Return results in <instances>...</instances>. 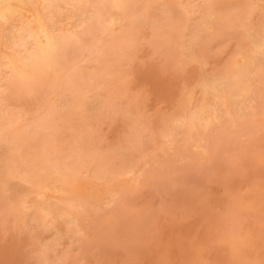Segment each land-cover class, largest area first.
<instances>
[{"label": "rangeland", "instance_id": "1", "mask_svg": "<svg viewBox=\"0 0 264 264\" xmlns=\"http://www.w3.org/2000/svg\"><path fill=\"white\" fill-rule=\"evenodd\" d=\"M21 1L22 2L24 1V2L21 3ZM85 1H86V3H85ZM111 1H112V3H110ZM163 1L165 3H163ZM168 1L169 0H167V1L166 0H158V2L156 0H153V1L152 0H118V2H119L118 3V2H116V0H103V1L102 0H82V1L81 0H60V1L56 0L55 3H53L49 6H47V4H44L40 8V10L37 11L34 8L35 6L33 3V0H12L13 3L28 5L27 7H30V9H31L30 11H32L33 13L27 12V14H26L27 17H26L22 12L18 15L16 14V16L13 20L11 19L10 21H7L8 23L7 22L2 23V24L0 23V25H1L0 35L3 33L1 35L2 39L0 38V40H1L0 45H2V44L6 45V46L5 45L0 46V48L2 47L0 50V56H1L0 58L2 59V60L0 59V81H1V83H0V86H1L0 87V176H1L0 177V211H1L0 212L1 213L0 214V264H54V263H56V261L58 262L56 264H62V262H63V264H264V108H263L264 107V87H263L264 84H262V82H263L262 80H264V74H263V71H264L263 70L264 69V67H263L264 66V32H263L264 31L263 30L264 21L263 20H264V18H262L263 15H261V14H264V12H263V10H264V2L263 1L264 0H248V1H250L251 4L248 1H246L247 2V4H246V2L244 0L245 5H246L245 7H244V5L242 6V4H244V2L242 3L243 0H239L241 2H237L238 0H230V1H228V0H217L216 1L215 0L216 3L220 2L218 4L221 7H219V5L214 2V0H209L210 2L208 0H171V1H169V3H168ZM172 1H174V2H172ZM206 1H208V2H206ZM9 2H10V0H9ZM135 2H136V4H135ZM233 2H236V3H234L235 6L233 5ZM59 3H61V4H59ZM146 3H148V4L146 5ZM185 3H187V4H185ZM209 3H210V5H209ZM178 4L181 5V7H178L179 6ZM201 4H203V5H201ZM157 5H158V7H157ZM171 5H172V7H171ZM216 5H218V7ZM238 5H240V6H238ZM251 5H252L254 11L252 10ZM73 6L76 9H74ZM147 6L148 7L150 6V7L147 8ZM183 6H185V7H183ZM200 6H201V8H200ZM228 6H230V8ZM233 6H234V8H233ZM161 7H163V8H161ZM190 7L193 8V10ZM236 7H237V10H236ZM258 7H259V9H258ZM42 8H43V10H42ZM222 8H223V10H221ZM225 8L227 9V11ZM243 8L250 9L249 11L252 14L249 15L248 13H250V12L246 11L247 9H244V12H243ZM130 9H131V11H130ZM194 9L196 12L198 11V13H195ZM204 9L206 10V12H204L205 11ZM216 9H217V13H216ZM233 9H234V11H233ZM61 10H62V12H61ZM151 10H153V11H151ZM177 10H178V12H177ZM180 10L183 12V15L181 16L183 19H184V16L189 17V18H185L186 20H181L182 18L179 15ZM235 10H236V12H235ZM161 11H162V13H161ZM223 11L225 12L224 14L221 13ZM39 12L41 13V15ZM68 12L69 13L71 12V13L69 14ZM74 12H75V14L77 13L76 14L77 16L74 14ZM87 12H88V15H86ZM95 12H97V13H95ZM139 12L142 14H140ZM158 12H160V13H158ZM163 12L166 14H164ZM186 13H187V15H186ZM226 13L227 14L229 13V14L227 15ZM58 14H59V16H58ZM71 14H72V16H71ZM79 14H80V16H79ZM97 14H99L98 17H96ZM158 14L161 17L164 16V18H161ZM202 14L204 15L203 17L201 16ZM245 14H246V16H245ZM231 15L232 16L235 15V16L231 17ZM257 15H259V16H257ZM45 16L48 18H46ZM155 16H156V18H155ZM157 16L159 18H157ZM238 16H239V18H238ZM59 17H60V19H59ZM64 17L65 18L68 17V18L65 19ZM78 17H80L79 21L76 20V19H78ZM258 17L260 18V20L261 19H263V20L260 21ZM35 18L37 20L41 21L40 23L42 25L44 24L43 25L44 29L47 26L48 30H46L47 28L45 29L47 35H49L51 37L53 35L52 38L55 41V48H54L53 56L51 58H48L45 60H40L39 56H38L39 55V48L41 46L40 44L46 43L45 34L44 33L39 34L40 37L38 36L39 38H37V39L36 38L34 39V37H32L30 35L33 26L35 24H37V22H38ZM72 18H74V19H72ZM125 18H126V20H125ZM148 18H150V19H148ZM216 18H217V20H215ZM223 18H226L225 23H223V21H222ZM241 18H242V20H241ZM52 19H54L55 21L53 22ZM132 19L134 21H132ZM218 19H219V21H218ZM24 20H25V22H24ZM192 20H193V23H192ZM213 20H215L216 25L218 27L214 24ZM237 20L238 21L240 20V22H238ZM257 20L260 22H258ZM84 21L85 22L87 21V22L84 23ZM155 21H157V22H155ZM167 21L169 22V24ZM179 21H181V22H179ZM13 22H15V23H13ZM137 22H138V24H137ZM142 22H143V24H142ZM182 22H183V25L181 24ZM199 22H200V24H202V27L199 24ZM210 22H211V24H210ZM226 22L228 24H226ZM231 22H233V23H231ZM71 23H73L74 25ZM108 23H110V24H108ZM205 23H208V24H205ZM9 24H11V25H9ZM25 24H26V28H25ZM141 24H142V26H140ZM184 24H185V26H184ZM225 24L227 25V27ZM233 24H235V25H233ZM236 24H239V25H236ZM258 24L260 25V27ZM16 25H18L19 27ZM163 25H164V27H163ZM189 25H191V26H189ZM199 25H200V27H199ZM257 25H258V27H257ZM5 26L6 27L8 26V28L6 30H5V28H6ZM106 26L108 28H106ZM193 26L196 28L193 29L194 28ZM219 26H221V28H223L224 30L226 29V31H228V32H225L221 28L219 29ZM228 26H229V29H228ZM9 27L11 28V30H8V29H10ZM173 27H175V28H173ZM177 27H178V29L176 30ZM182 27H183V29H181ZM231 27L234 29L231 30L232 29ZM3 28H4V30H3ZM19 28L21 31L19 30ZM24 28H25V30H24ZM131 28L133 30H130ZM164 28L166 30H164ZM197 28H198V30H197ZM259 28H261V29L259 30ZM120 29L122 30V32ZM149 29H150V31H149ZM217 29H219L221 31H219ZM235 29L237 30V34L235 32L236 31ZM18 30H19V32H18ZM97 30H98V32H97ZM214 30H215V32H214ZM222 30L225 32V34L227 33L228 35L227 34L224 35V32H223V36L220 35V34H222L221 33ZM4 31H6V33ZM16 31H17V33H15ZM135 31H136V33H135ZM157 31H160L161 34L162 33L163 34L161 35L160 32H157ZM196 31H197V34H196ZM23 32L25 34H23ZM63 32H64V34H63ZM140 32H143V33H140ZM144 32H145V35H144ZM156 32L158 33V35ZM164 32H166V33H164ZM189 32H190V34H189ZM202 32H204V33H202ZM8 33L12 36H10ZM192 33H193V35H192ZM136 34H138L137 37L135 36ZM141 34H143V35H141ZM166 34H168V35H166ZM249 34H251V35H249ZM5 35L7 38L5 37ZM139 35H140V37H139ZM217 35H218V37H217ZM8 36H9V38H8ZM28 36H30V37H28ZM117 36H118V38H116ZM209 36H211L209 39H205L206 37H209ZM248 36H251V37H248ZM119 37H122V39ZM187 37H189V39ZM194 37H195V40H193ZM196 37L197 38L199 37V39H197ZM213 37L214 38L216 37V41L213 39ZM254 37H256V38H254ZM139 38H141L143 40H141ZM161 38H163V39H161ZM17 39H18V41H17ZM21 39L22 40L25 39V40H23V41H25V43ZM91 39L93 41H91ZM98 39H99V41H98ZM114 39L116 41L113 43ZM127 39H129L130 41ZM148 39L151 40V42L148 41ZM152 39L153 40L156 39L157 42H156V40L153 41ZM164 39H166L170 43ZM239 39H242V40H239ZM94 40H96V41H94ZM107 40H109V41H107ZM124 40L128 41L129 44H128V42L126 43ZM172 40H173V42H172ZM179 40L182 43V44L180 43V45L178 44ZM208 40H210L209 41L210 43L208 42ZM4 41H5V43H4ZM110 41H112V42H110ZM165 41H166V43H165ZM193 41L196 43L195 44L196 48L193 45L194 43L192 44ZM200 41H202L203 43ZM122 42L125 44L124 46H123ZM144 42H146V43H144ZM153 42H154V44H152ZM186 42H187V44L190 43L189 44L190 46L187 45ZM239 42H240V44H239ZM257 42H259V43L257 44ZM12 43H14L13 44L14 46L12 45ZM98 43H100L101 45ZM161 43H162V45H161ZM139 44H140V47H139ZM191 44L193 45L195 50L193 47H191L192 46ZM197 44H198V46H197ZM97 45H99V47H97ZM133 45L134 46L138 45V47H134ZM175 45H177V46H175ZM254 45H255V47H254ZM260 45L262 46L260 48L261 50L258 49V46L260 47ZM63 46H65L64 47L65 49L63 48ZM91 46H93V47H91ZM112 46H114V47H112ZM168 46L171 48L168 49ZM16 47H18V48L16 49ZM87 47H88V49H87ZM90 47L92 48V51H91ZM128 47H129V49H128ZM175 47L176 48L179 47L178 48L179 50H176ZM197 47L199 49H201V52L199 49H197ZM180 48L182 50L184 48L185 49H184V51H182V50H180ZM5 49H7L8 51H10V50L11 51L8 52ZM114 49H116V51ZM137 49H139V50H137ZM164 49L166 51H168V52L165 51L166 54L164 52ZM217 49H219V50H217ZM86 50L89 52H87ZM117 50H119V54L127 55V58L130 60L125 59L126 56H123V55L119 56V54H117L118 53ZM157 50H159V51H157ZM160 50L163 52H160ZM197 50H199V51H197ZM14 51H15V54H14ZM180 51H182L183 53ZM186 51H187V53L189 51V53H190L189 56H187ZM262 51H263V53H262ZM3 52H4V55H3ZM157 52H159V53H157ZM215 52H217V54ZM127 53H129V54H127ZM169 53L171 54L172 58L174 55H175L174 57H176V58L172 59ZM221 53H222V55H219ZM251 53L252 54L254 53V54L252 55ZM5 54H7V55H5ZM177 54H179L180 57L176 56ZM200 54L202 57L200 56ZM162 55H163V58H162ZM165 55H167V56H165ZM213 55H215V56H213ZM254 55L256 57L258 56V58H256ZM62 56H63V58H61ZM85 56H86V58H85ZM169 56H170V58H169ZM236 56H237V58H236ZM116 57H117V59H116ZM120 57H121V59L123 57V59L121 60ZM200 57H201V59H200ZM7 58L12 60L14 62V65H7L5 63V62H7ZM132 58H134V59H132ZM195 58H196V60L198 58V60L196 61ZM213 58H214V61H213ZM222 58H223V60H222ZM95 59H97V60L94 61ZM166 59H167V61H166ZM14 60H16V61H14ZM87 60L89 61V63L87 62ZM120 60H121V63L118 64V62H120ZM124 60H125V63H122V62H124ZM178 60L180 62H178ZM257 60L258 61L260 60V61L258 62ZM128 61L130 62L129 64H128ZM173 61H174V63H173ZM182 61H184V62H182ZM187 62H189V63H187ZM26 63L30 66V68ZM72 63H74V64H72ZM91 63L94 65V67ZM111 63H114V64H112L113 67L110 66ZM225 63H226V68H225ZM239 63H241V64H239ZM250 63L252 64V66ZM191 64H192V66H191ZM228 64L230 65L229 66L230 68L228 67ZM19 65H21V67ZM114 65H115V67H114ZM239 66H240V68H239ZM255 67H256V69H255ZM17 68L19 70H21V72H22V70L23 71L26 70L25 72H27V74L25 72L20 73V71H18ZM121 68H123V69H121ZM115 69H117L118 72H120L119 74L121 76L118 75L120 78L115 76L116 74H118L117 70H115ZM206 69L208 70V72ZM16 70L18 73L16 72ZM218 70H219V72H218ZM6 71H8V72H6ZM112 71L115 73H113ZM127 71H128V73H127ZM232 71H233V73H232ZM240 71H242V72H240ZM222 72H223V74L221 75ZM261 72H262V75H261ZM205 73H206V75H205ZM239 73H241V76L242 75L243 76L241 77ZM96 74L99 76L97 77ZM112 74H114V77H111V76H113ZM249 74H252L251 75L252 77L249 76ZM258 74H260L261 76ZM27 76L29 77V79ZM236 76H237V78H236ZM259 76H260V78H259ZM217 77H218V79H217ZM220 77H222V78H220ZM224 77L225 78L227 77L226 80ZM256 77L259 79L256 80L257 79ZM116 79H117V81H116ZM122 79L123 80L125 79V80L122 82ZM193 79L195 80V82ZM211 80H213L212 81L213 84H211ZM61 81H62V83H61ZM118 81H120V82H118ZM256 81L257 82L261 81V82H258V84H257ZM232 82H235L236 85H235V83H232ZM237 82H239V83H237ZM243 82L246 84L244 85ZM25 83H26V85H25ZM114 83H116V84H114ZM187 83H189V84H187ZM124 84H126V85H124ZM200 84L202 85L201 89L199 86ZM204 84H206L205 86L207 88L206 87L204 88V86H203ZM230 84H233V86ZM121 85H123V86H121ZM209 85H211L212 87H210ZM252 86H254V87L257 86V87H255L257 90L252 89ZM203 88H204V90H203ZM217 88H219V89H217ZM241 88H243V89H241ZM120 89H121V91H120ZM127 89H129V90H127ZM196 89H198V90H196ZM205 89H207V90H205ZM230 89L232 91H229ZM236 89H238V90H236ZM213 90H215V91H213ZM249 90H251L252 93ZM128 91L130 93H128ZM194 91H195V93H194ZM236 91H237V93H236ZM240 91H242V92H240ZM103 92H105V93H103ZM117 92L119 93L118 94L119 96L117 95ZM125 92L127 93L126 94L127 96L125 95ZM209 92H211V93H209ZM218 92H220V93H218ZM243 93L245 94L244 96L242 95ZM259 93H261L262 95ZM55 94H56V96H55ZM136 94L139 95L138 96V98L140 97L139 100L136 99L137 98ZM229 94H230V96H229ZM185 96H186V98H184ZM206 96L207 97L209 96V97L207 98ZM227 96H229V97H227ZM238 96H240V98ZM131 97L132 98L135 97V98L132 100ZM203 97H204V99H203ZM253 97H254V99H253ZM118 98H119V101H120V99H122V100L120 102H118ZM209 98H211L213 101ZM227 98L229 99V101L227 100ZM250 98L253 100L251 101ZM115 100H117V101H115ZM179 100H181V101H179ZM216 100L217 101L219 100V103ZM137 101H138V103L139 102L141 103V101H142L141 104H143V105H141L140 103H139L140 105L138 103L136 104ZM214 101H215V103H214ZM241 101H242V103H241ZM122 102H123V104H122ZM131 102H133V103H131ZM225 102L226 103L229 102V103L226 104ZM97 103H99V104H97ZM125 103L127 104L126 106H125ZM234 103H236V104H234ZM102 104H103V106H102ZM134 104H136V105H134ZM187 105H188V107H187ZM222 105H223L224 111H222L223 110ZM61 106H63V107H61ZM137 106H140L141 109ZM242 106H243V108L245 107V111L242 108ZM251 106H253V109L251 108ZM124 107H127V108L124 109ZM131 107L132 108L134 107L133 111H135V113L130 110ZM135 107L137 109L139 108L138 110H140V111H137V109H135ZM174 107H175V109H171ZM181 107H183V108H181ZM197 107H204L206 110L205 111L206 115H203V117L200 121L199 120H193L194 122H192L190 120V122H189L188 120H189V115H190L191 111H193ZM215 107L216 108L218 107L217 109H219V110H215L216 109ZM86 108L90 109L89 114L87 113L88 109H86ZM143 108H145V109H143ZM210 108H212L213 110H210ZM230 108H231V110H230ZM232 108H234V109H232ZM102 109H103V111H102ZM127 109H128V111H126ZM258 109H260V110H258ZM91 110L92 111L95 110L94 111L95 112L94 117H93L94 112H90ZM118 110H120V111L117 113ZM226 110H227V112H226ZM234 110H236V111H234ZM129 111H131V112H129ZM172 111H174L175 114L177 115V119L180 116L188 118V119L185 118L182 121V124L185 121L184 126H186L187 129L185 127H183V125H182V127L180 128L181 131L179 133H175V135L176 134L179 135V136H176L177 140L174 138L175 135L174 136L172 135L170 138L166 137L165 138L166 140H165L164 139L165 136H163V135L160 136L161 133L159 132L158 129H160V131L163 129V127L165 129H169V130L172 129L170 126H172L174 121L177 120L176 116L174 115V112H172ZM207 111H209V112H207ZM211 111H212V113H211ZM247 111L249 112V114H247L248 113ZM140 112H143V113H140ZM162 112H163V114H160ZM224 112H225V114H224ZM250 112H251V115H250ZM164 113H165V115H164ZM179 113H181V115ZM210 113L212 116L209 115ZM254 113L256 115H260V116L259 117L258 116L253 117L255 115ZM139 114H141V115H139ZM151 114H154V116ZM85 115H86V117H84ZM105 115H107V116H105ZM147 115L149 118H147ZM213 115L215 116L216 119L214 118ZM222 115L223 116L225 115V116L222 117ZM226 115H227V117H226ZM131 116H134V117H131ZM138 116L140 119L138 118ZM163 116L165 118H167V120H165V118ZM220 116L223 118V120H222V118H220ZM232 116H234V117H232ZM235 116H236V118H235ZM150 117L152 118V121H151ZM155 117L156 118L158 117L157 120ZM211 117L213 120L209 121V119H211ZM251 117H253L255 119H253ZM90 118H91V121H90ZM106 118L108 119V121H106L107 120ZM118 118L120 121L118 120ZM145 118L149 121L145 120ZM92 119H94V120H92ZM159 119H160V122H159ZM170 119H171V121H170ZM235 119H237V121ZM77 120H78V122H77ZM84 120H86V121H84ZM114 120L116 121V123ZM126 120L130 121V123H128ZM141 120L142 121L145 120L144 124L142 123ZM154 120L157 121V123ZM242 120H244L245 122ZM88 121H89V126L86 125V123L88 124ZM104 121H106V122H104ZM137 121L138 122L141 121L139 126H138L139 123ZM197 121L202 122L203 124L197 123ZM214 121L217 125L214 123ZM239 121L241 124L239 123ZM94 122H95V124L97 123L96 126H95ZM132 122H133V124L131 125ZM147 122H151L152 124L147 123ZM169 122H171L172 124ZM186 122H188V123L186 124ZM226 122H228V123H226ZM234 122H236V123H234ZM91 123L94 125V127ZM98 123L100 124V126H98L99 125ZM195 123H197V124H195ZM238 123H239V125H238ZM41 124H42V127H41ZM80 124H81V126H80ZM134 124L137 126V130H136V128H135L136 126ZM149 124H150V126H149ZM245 124H247V125H245ZM144 125L145 126L147 125L148 127L145 128ZM155 125H156V129L154 127ZM168 125H170V126H168ZM192 125H194V126H192ZM209 125H211V128L209 127ZM72 126H74V127H72ZM190 126L193 128H191ZM247 126H249V127H247ZM79 127H81L82 131ZM92 127H93V129H92ZM95 127H96V129H95ZM126 127H128V129H126ZM130 127H132V129ZM149 127H151V128H149ZM194 127L196 130L194 129ZM218 127L219 128L221 127L223 129L221 130ZM235 127H236V129H235ZM141 128H142V130H141ZM202 128H203V130H202ZM247 128H249V129H247ZM165 129H163V130H165ZM225 129H227V130L224 131ZM245 129H247V130H245ZM89 130L91 132H89ZM139 130L142 131V133ZM156 130H157V132H156L157 134L154 133ZM198 130L200 131L201 134L198 132ZM212 130L214 132H212ZM53 131H54V133H53ZM83 131L85 132V134ZM124 131L126 133H124ZM145 131H147V132H145ZM206 131H207V133H206ZM233 131H234V133H233ZM77 132L78 133L80 132V133L77 134ZM104 132H105V134H104ZM122 132L124 134H122ZM130 132L132 133V135L130 134ZM158 132H159V134H158ZM69 133H70V135H69ZM99 133H100V136H102L101 138L99 136ZM127 133H129V135ZM133 133L136 135L137 140L140 139V141L136 140V137L134 136ZM230 133H231V138L230 137H229L230 139L226 138L227 136H230V135H228ZM14 134L16 135V137ZM139 134H142V135H139ZM87 135H89V136H87ZM125 135H127V136L125 138H123ZM146 135H148V136H146ZM155 135H157V136L159 135L158 136L159 138L156 137ZM183 135L189 136V138L184 137ZM118 136H119V138L117 139ZM142 136H143V140H142ZM121 137H122V139H121ZM144 137H146V139H144ZM150 137L153 139H151ZM51 138L52 139L55 138V139L52 140ZM104 138H105V140H104ZM162 138H163V140H162ZM182 138H184V139H182ZM185 138H187L188 140ZM203 138L205 140L206 139H208V140L205 141ZM83 139H85V140L83 141ZM128 139H129V142H127ZM150 139L153 140L152 145H150L151 144ZM155 139L157 141H155ZM169 139L170 140L172 139L173 141L172 140L170 141ZM181 139L183 140V142ZM209 139H212V141ZM44 140H46V141H44ZM79 140H80V142H79ZM106 140L108 141L109 144L106 143L107 142ZM119 140L121 142L122 141L124 142V140H125V142H127L130 146H128V144L126 145L125 142H124V144L122 142L123 146H120V148H122V147H124V148H122V149L118 148L119 144L121 143L120 142L117 144V142H119ZM144 140H145V142H144ZM160 140L162 141L161 143L158 142ZM185 140H187V141H185ZM218 140L220 141V144H219ZM113 141H115V142H113ZM165 141H168V142H165ZM194 141H195V144L194 143L191 144V142H194ZM204 141L207 142L208 144L206 143V145H205ZM213 141H216V142L214 144H211V142L213 143ZM40 142L42 144H40ZM85 142H87V143L85 144ZM88 142L94 143V144L89 145ZM134 142H136V143H134ZM143 142H144V144H143ZM169 142H170V144H173V143L174 144L171 146L169 144ZM184 142H186V143L184 144ZM97 143L99 144V146ZM131 143H134V144H131ZM163 143L164 144L167 143V145L166 144L164 145ZM202 143H204V144L202 145ZM49 144H51V145H49ZM69 144L71 145L70 147H69ZM105 144H107V145H105ZM122 144H120V145H122ZM135 144L138 146V148H136L137 146ZM142 144H143V147H139V146H142ZM145 144H147V145H145ZM37 145H39V146H37ZM60 145H62V146H60ZM110 145L113 146L112 149H115L114 150L115 152L112 151L111 148H109V147H111ZM180 145H182V146H180ZM197 145L199 147L201 146V148H199V147L197 148ZM115 146H116V148H115ZM169 146H171V147H169ZM177 146H180V148ZM206 146L212 151L208 150V148ZM49 147H52V148H49ZM103 147L105 149H108V150H105ZM125 147H126V149H125ZM154 147H155V149H154ZM204 147H206V148H204ZM64 148H66V149H64ZM86 148L88 150L90 148L91 149L88 151ZM146 148H147V150H146ZM174 148L176 151L174 150ZM195 148L198 150H196ZM44 149H47V150H44ZM79 149H80V152H79ZM128 149L130 151H128ZM131 149L132 150L134 149L133 152L131 151ZM170 149H172L173 151ZM109 150L112 152L110 153ZM119 150H120V152L118 154H115ZM125 150H127V153ZM167 150H169L168 153H167ZM189 150H190V153L188 152ZM102 151H104L105 153ZM145 151H147V152H145ZM198 151H200V152H198ZM20 152H22V153L20 154ZM34 152L36 153V155ZM75 152L77 154H75ZM128 152L131 153L132 155L129 154ZM153 152H155V154ZM160 152H162V153H160ZM69 153H71V154L73 153V154L72 155L70 154L71 155L70 156ZM96 153H99L100 155L99 154L96 155ZM120 153H122L123 157H120L121 156ZM172 153H173V157L171 155ZM191 153H196L197 155L191 154ZM38 154H40V155H38ZM85 154L86 155L89 154L88 155L89 158ZM101 154H102V156H101ZM106 154H108V155H106ZM149 154H150V156H149ZM184 154H187V156ZM79 155H81L80 158H79ZM36 156H39V157L37 158ZM65 156L66 157L68 156V158L71 160H69L68 158H65ZM84 156H86L87 158H85ZM158 156H159V158H158ZM188 156H189V158H188ZM190 156L193 158H191ZM195 156H197V157H195ZM34 157L36 159L33 160ZM111 157H112V159H111ZM125 157H127V158H125ZM137 157H139L140 159L139 158L137 159ZM160 157L161 158L164 157L165 160L168 157H170V158H168L166 161L162 158L163 159V161H162V159ZM185 157L188 159H186ZM194 157H195V160H194ZM96 158H98V160ZM115 158L117 160H115ZM122 158L126 162H124V160ZM142 158L144 160H142ZM155 158H157V159H155ZM56 159H59V160H56ZM159 159H160V162H159ZM206 159H207V161H206ZM79 160H80V162H79ZM133 160L137 161L138 164ZM53 161H55V162H53ZM61 161L64 162L65 164L62 163ZM71 161L73 163H71ZM173 161H174V164H173ZM74 162H75V164H74ZM87 162H89V163H87ZM116 162H118V163H116ZM121 162H122V164H121ZM139 162H142V163H139ZM145 162H146V164H145ZM52 163H54V165ZM96 163H97V165H100V166H101V163H105V164H102V166L103 165L104 166L110 165L109 171L106 172V170H108V167L96 166ZM123 164L125 166H123ZM135 164H137V165L135 166ZM143 164H145L146 168L142 167V166H144ZM154 164H156V165L154 166ZM177 164H178V166H177ZM93 165H94V167H92ZM138 165H140V167ZM162 165H163V167H162ZM169 166H171L172 169L176 168L173 170L170 168V170H171L170 172L172 174L168 170ZM51 167H52V169H51ZM58 167H60L61 169L60 168L57 169ZM134 167H137V168H134ZM147 167H149L150 169ZM53 168L55 169L56 172L54 171ZM63 168L66 170L63 171ZM86 168H89L92 171L89 169H86ZM102 168L104 169V173L102 172V170H103ZM165 168L167 169V171ZM97 169H98V171L101 169L99 171V172H101V175H97L98 174ZM118 169H120L121 171H119ZM159 169L160 170L164 169V170L160 171ZM87 170H89L91 173ZM134 170H135V172H137V174H135ZM137 170L141 171L140 172L141 176H140V174H138L139 172ZM142 170H143V172H142ZM52 171L55 172V175L57 174V172H59L61 174L63 180L65 178V181H63V183L66 182L67 185H66V183L65 184L62 183L64 191H61L62 188L60 189V191L59 190L54 191L53 189L48 187V185H50L48 183L49 182L51 183L53 178L55 177V175ZM149 171L150 172L152 171L151 175H150ZM158 171L160 174L157 173ZM164 171H166V172L164 173ZM62 172H63V174H62ZM161 172H163L164 174L167 173V174H169V176L166 175L165 176L166 179H164L165 177H162L164 175ZM94 173H95V176H94ZM125 173L126 174L130 173V174H128L126 177ZM64 174H66L67 176L66 175H65L66 177L63 176ZM78 174L80 175V178L82 181L79 180L80 178H79ZM91 174H93V176ZM45 175H47V176L44 178ZM49 175H54V176H52L53 177L52 178ZM136 175H138V176H136ZM158 175H159V177H157ZM160 175L163 179L160 177ZM111 176H113V178ZM75 177H76V179H75ZM104 177H105V181H104ZM108 177H109V179H108ZM138 177H140L139 180H138ZM49 178H50V180H49ZM66 178H68V179H66ZM102 178H103V180H102ZM153 178H157V179H153ZM31 179L34 181L33 183H32ZM45 179H47V181ZM106 179H108V180H106ZM87 180H89V181H87ZM109 180H111L112 182ZM132 180H133V183L130 182ZM35 181H38V182H35ZM105 182H106V185H105ZM142 182H143V184H142ZM83 183H84V185H83ZM41 185L45 188H43ZM75 185H77V187ZM79 186H80V188L85 187L87 189H89V188L93 189L95 187L102 188L105 192V195H107V193H110V192L112 194L117 193L116 195H111V193H110V195L108 194L103 199H101L99 203L97 202L98 203L97 207H100V208L104 207V209L103 210L100 208L97 209V212H99V211L102 212V213L101 212L98 213V215H100V216H97V214H96V219L97 218H100V219H97L96 220L97 222H95V224H93L90 227H87V225L84 223L79 224L78 222H74V223L70 222L66 218V220L63 219L61 221V224H62L61 226H63V227H61V232L59 233L60 236L58 235L59 236L58 237L55 233L52 234L53 231H49L51 229L50 226H52V224L54 222L53 218L51 216L46 217L44 212L40 211L41 210L40 209L37 213V217H35V218L30 217L29 218L28 216L31 215L29 209L22 210V209H26L25 208L26 206L31 205V202L29 200H32V199H33L32 203L34 200L35 201L40 200L39 202L41 204H39V206L41 207L43 203H44L43 206H46L45 204L48 205V203H49L48 200L51 197H53L54 194L57 195V193H58V196H54L55 201L57 200L56 202H57V206H58L57 207L55 204V207H56V209L61 208L60 210H61V213L63 214L67 210H66V208L65 209L63 208L64 203L60 200V198L67 194L66 192L68 191V188L70 191L69 193H72V191H74ZM87 186H89V187H87ZM113 187L115 189L114 190L115 192L112 189ZM71 189H72V191H71ZM110 189L112 191H110ZM120 189H121V192H120ZM124 189H126L128 191H126ZM49 191H51V192L54 191V192L51 193ZM64 193H66V194L63 195ZM121 193L123 195H120ZM44 194H46V195H44ZM59 194H61V196ZM111 197H112V201H111ZM47 198H49V199H47ZM106 199H108V200H106ZM51 200L52 199H50V201ZM117 200H119L118 201L119 204L117 203ZM8 201H9V203H8ZM24 201H25V204H23ZM115 203L118 205H116ZM59 205H61V206H59ZM18 206H20L22 209ZM39 206H38V208H40ZM113 206H114V208L111 209V207H113ZM116 206H117V208H116ZM120 207H121V209H120ZM108 208L111 209L110 213L108 212V210H109ZM123 208H124V210H123ZM117 210L118 211L120 210V213L122 215L119 214V212ZM139 211L141 214L138 213ZM17 212L18 213L21 212V213L17 214ZM24 212H26V213H24ZM115 212H117L116 215H115ZM2 214L4 215V217L5 216L6 217L4 218ZM102 214H104L106 217H104ZM23 215H25L26 218L28 217V219H26ZM117 215H118V217H116ZM108 216H109V219H107ZM112 216H114V217L112 218ZM119 216H120V218H119ZM141 216H142V218H141ZM144 216H146V218ZM15 219H17L18 221ZM21 219H22V221H21L22 223H19ZM112 219H115V220H112ZM9 220H11V221L9 222ZM14 220H15V222H14ZM25 220H27V221H25ZM31 220L32 221L34 220L33 221L34 224L32 223ZM41 220H43V221H41ZM50 220H52V221H50ZM39 221L42 223L39 224L38 223ZM66 221L69 223H67ZM103 221H106L107 223L104 222L103 223L104 225H103L102 224ZM43 222L45 224V227H44ZM98 222H100V224H98ZM16 223L18 225H16ZM23 223H24V225H23ZM108 223H109V225H107ZM117 223H118V225H117ZM30 224L31 225L33 224L34 226L32 225V227H36V228H32ZM36 224H39V225H36ZM63 224L65 225V227ZM113 224H114V226H113ZM41 225H42V227H39ZM48 225H49V227H46ZM99 225H101L102 228H101V226L99 227ZM25 227H27V228H25ZM48 228H50V229H48ZM87 228L90 229V232L92 234L89 238L86 236V232L84 230ZM103 228H104V230H103ZM35 229L36 230L38 229V231H35ZM79 229H81L80 232H79ZM21 230H23V231H21ZM40 230H41V232H40ZM70 230H72L74 232L72 233ZM45 231H48V234H46ZM96 231L98 233H100L101 235L98 234ZM21 232H24V234H22ZM93 232H94V234H93ZM74 233H77V234L79 233V234L74 235ZM95 233H96V235H95ZM49 234H52V235H49ZM33 235H34V237H33ZM47 235H48V238H47ZM98 236H100V237H98ZM60 237H61V239H60ZM62 237H65V241H64V238H62ZM34 238L38 239V241L41 244L36 240V243H39L37 245L35 243ZM45 238H47V239L45 240ZM54 238L56 239V241L54 240ZM93 238H95V239H93ZM57 239H58V241H57ZM83 239L86 241H84ZM70 240H71V242H70ZM88 241H89V243H88ZM53 242L56 244L54 245ZM44 243H45V245H43V246H46V247L42 246V244H44ZM79 243H82V244L79 245ZM72 244H73L74 248L72 247ZM39 245H40V248H39ZM51 245H52V247H51ZM66 246H67V248H66ZM47 247L52 248L51 252H52V250L54 251L53 252L54 254L53 253L51 254V252H50V254L48 255V256H50L49 261H51V262L44 260V259H47L46 258L47 255L44 254L43 252H45ZM54 247H55L57 254L55 253V250L53 249ZM57 247H59L58 250H57ZM42 249H43V251H42ZM59 249H60V251H59ZM61 249H63L65 252ZM75 249H78V250H75ZM82 249H83V251H82ZM72 250H73V252H72ZM38 252L41 253V257H43V255H45L43 257L44 259L40 257V254ZM56 255H58V256H56ZM37 256H38V258H37ZM58 258L62 262H60ZM42 260L45 263H43Z\"/></svg>", "mask_w": 264, "mask_h": 264}, {"label": "bare ground", "instance_id": "2", "mask_svg": "<svg viewBox=\"0 0 264 264\" xmlns=\"http://www.w3.org/2000/svg\"><path fill=\"white\" fill-rule=\"evenodd\" d=\"M59 1H60V0H59ZM81 1H82V0H81ZM102 1H103V0H102ZM152 1H153V0H152ZM156 1L158 2V0H156ZM166 1H167V0H166ZM169 1H171V0H169ZM169 1H168V3H169ZM208 1H209V0H208ZM208 1H206V2H208ZM216 1H217V0H216ZM228 1H230V0H228ZM246 1H248V0H245V2H246ZM23 2H24V1H23ZM23 2L21 1V3H23ZM26 2H27V1H26ZM29 2H30V1H29ZM29 2H28V3H29ZM55 2H56V0H33L34 6H35V7H34V6H33V7L35 8V10L38 11V10H40V8H41L44 4H47V6H49V5H51V4L55 3ZM57 2H58V1H57ZM61 2H62V1H61ZM116 2H118V0H116ZM160 2H161V1H160ZM172 2H174V1H172ZM184 2H185V1H184ZM194 2H195V1H194ZM196 2H197V1H196ZM209 2H210V1H209ZM214 2H215V0H214ZM223 2H224V1H223ZM237 2H241V1L238 0ZM243 2H244V0L242 1V3H243ZM245 2H244V4H242V6L244 5V7L246 6V5H245ZM248 2L250 3V1H248ZM258 2H259V1H258ZM263 2H264V1H263ZM65 3H66V2H65ZM73 3H74V2H73ZM85 3H86V1H85ZM110 3H112V1H111ZM113 3H114V2H113ZM118 3H119V2H118ZM150 3H151V2H150ZM163 3H165V2L163 1ZM180 3H181V2H180ZM199 3H200V2H199ZM212 3H213V2H212ZM215 3H216V2H215ZM218 3H220V2H217L216 4H218ZM234 3H236V2H233V5L235 6ZM59 4H61V3H59ZM63 4H64V3H63ZM83 4H84V3H83ZM135 4H136V2H135ZM147 4H148V3H146V5H147ZM185 4H187V3H185ZM195 4H196V3H195ZM204 4H205V3H204ZM246 4H247V2H246ZM250 4H251V3H250ZM256 4H257V3H256ZM24 5H25V4H17V3H13L12 0H10V2H9V0H0V23L2 24V23H5V22H7V21H10L11 19L13 20V19L15 18L16 14L18 15V14H20V13H22V12H23V14H24L25 16H26L27 12H30V13H31L32 11H30V10H31L30 7H27L28 5H25V6H24ZM74 5H75V4H74ZM127 5H128V4H127ZM151 5H152V4H151ZM155 5H156V4H155ZM158 5H159V4H158ZM158 5H157V7H158ZM163 5H164V4H163ZM173 5H174V4H173ZM178 5H179V4H178ZM198 5H199V4H198ZM201 5H203V4H201ZM209 5H210V3H209ZM214 5H215V4H214ZM218 5H219V4H218ZM218 5H216V6L218 7ZM223 5H224V4H223ZM262 5H263V4H262ZM63 6H64V5H63ZM104 6H105V5H104ZM192 6H193V5H192ZM234 6H233V8H234ZM238 6H240V5H238ZM242 6H241V7H242ZM256 6H257V5H256ZM33 7H32V8H33ZM56 7H57V6H56ZM56 7H55V8H56ZM69 7H70V6H69ZM75 7H76V6H75ZM145 7H146V6H145ZM145 7H144V8H145ZM149 7H150V6H149ZM149 7L147 6V8H149ZM155 7H156V6H155ZM171 7H172V5H171ZM178 7H181V5H179ZM183 7H185V6H183ZM183 7H182V8H183ZM194 7H195V6H194ZM202 7H203V6H202ZM219 7H221V6L219 5ZM228 7L230 8V6H228ZM228 7H227V8H228ZM251 7H252V5H251ZM50 8H51V7H50ZM55 8H54V9H55ZM73 8H74V6H73ZM90 8H91V7H90ZM161 8H163V7H161ZM169 8H170V7H169ZM182 8H181V9H182ZM190 8H191V7H190ZM200 8H201V6H200ZM210 8H211V7H210ZM231 8H232V7H231ZM44 9H45V8H44ZM74 9H76V8H74ZM77 9H78V8H77ZM111 9H112V8H111ZM157 9H158V8H157ZM157 9H156V10H157ZM165 9H166V8H165ZM178 9H179V8H178ZM191 9L193 10V8H191ZM225 9H226V8H225ZM225 9H224V10H225ZM244 9H247V8H243V12H244ZM258 9H259V7H258ZM42 10H43V8H42ZM46 10H47V9H46ZM48 10H49V9H48ZM82 10H83V9H82ZM166 10H167V9H166ZM204 10H205V9H204ZM218 10H219V9H218ZM221 10H223V8H222ZM230 10H231V9H230ZM236 10H237V7H236ZM236 10H235V12H236ZM241 10H242V9H241ZM249 10H250V9H247L246 11H249ZM252 10L254 11L253 7H252ZM24 11H25V12H24ZM74 11H75V10H74ZM80 11H81V10H80ZM80 11H79V12H80ZM83 11H84V10H83ZM97 11H98V10H97ZM130 11H131V9H130ZM140 11H141V10H140ZM147 11H148V10H147ZM151 11H153V10H151ZM154 11H155V10H154ZM184 11H185V10H184ZM208 11H209V10H208ZM226 11H227V9H226ZM233 11H234V9H233ZM34 12H35V11H34ZM61 12H62V10H61ZM85 12H86V11H85ZM90 12H91V11H90ZM142 12H143V11H142ZM177 12H178V10H177ZM185 12H186V11H185ZM194 12H195V13H198V11L196 12L195 9H194ZM204 12H206V10H205ZM235 12H234V13H235ZM249 12H250V11H249ZM263 12H264V10H263ZM32 13H33V12H32ZM39 13H40V12H39ZM43 13H44V12H43ZM68 13H69V12H68ZM70 13H71V12H70ZM70 13H69V14H70ZM95 13H97V12H95ZM139 13H140V12H139ZM139 13H138V14H139ZM158 13H160V12H158ZM161 13H162V11H161ZM163 13H164V12H163ZM179 13H180L179 15H180V17H181V16L183 15V12L180 10ZM216 13H217V9H216ZM221 13L224 14L225 12L223 11V12H221ZM241 13H242V12H241ZM260 13H261V12H260ZM35 14H36V13H35ZM46 14H47V13H46ZM51 14H52V13H51ZM59 14H60V13H59ZM59 14H58V16H59ZM74 14H75V12H74ZM76 14H77V13H76ZM76 14H75V15H76ZM140 14H142V13H140ZM147 14H148V13H147ZM164 14H166V13H164ZM226 14H227V13H226ZM228 14H229V13H228ZM228 14H227V15H228ZM232 14H233V13H232ZM238 14H239V13H238ZM248 14L250 15V14H252V13L250 12V13H248ZM253 14H254V13H253ZM37 15H38V14H37ZM40 15H41V13H40ZM42 15H43V14H42ZM49 15H50V14H49ZM86 15H88V12H87ZM98 15H99V14H97L96 17H98ZM114 15H115V14H114ZM158 15H159V14H158ZM169 15H170V14H169ZM186 15H187V13H186ZM189 15H190V14H189ZM205 15H206V14H205ZM255 15H256V14H255ZM261 15H263L262 18H264V14H261ZM19 16H20V15H19ZM25 16H24V17H25ZM28 16H29V15H28ZM47 16H48V15H47ZM71 16H72V14H71ZM76 16H77V15H76ZM79 16H80V14H79ZM136 16H137V15H136ZM143 16H144V15H143ZM145 16H146V15H145ZM148 16H149V15H148ZM151 16H152V15H151ZM151 16H150V17H151ZM159 16H160V15H159ZM162 16H163V15H162ZM201 16L203 17L204 15L202 14ZM221 16H222V15H221ZM234 16H235V15H234ZM234 16L231 15V17H234ZM236 16H237V15H236ZM245 16H246V14H245ZM245 16H244V17H245ZM257 16H259V15H257ZM26 17H27V16H26ZM26 17H25V18H26ZM45 17H46V16H45ZM130 17H131V16H130ZM137 17H138V16H137ZM137 17H136V18H137ZM160 17H161V16H160ZM212 17H213V16H212ZM216 17H217V16H216ZM223 17H224V16H223ZM255 17H256V16H255ZM255 17H254V18H255ZM16 18H17V17H16ZM29 18H30V17H29ZM42 18H43V17H42ZM46 18H48V17H46ZM64 18H65V17H64ZM67 18H68V17H67ZM67 18H65V19H67ZM75 18H76V17H75ZM79 18H80V17H78V19H76V20L79 21ZM113 18H114V17H113ZM119 18H120V17H119ZM155 18H156V16H155ZM157 18H159V17L157 16ZM161 18H164V16L161 17ZM165 18H166V17H165ZM170 18H171V17H170ZM170 18H169V19H170ZM181 18H182V17H181ZM185 18H189V17H185V16H184V19L182 18L181 20H186ZM217 18H218V17H217ZM217 18H216L215 20H217ZM219 18H220V17H219ZM226 18H227V17H226ZM226 18H223V20H222L223 23H225ZM229 18H230V17H229ZM236 18H237V17H236ZM238 18H239V16H238ZM245 18H246V17H245ZM258 18H259V17H258ZM258 18H257V19H258ZM23 19H24V18H23ZM33 19H34V18H33ZM35 19H36V18H35ZM43 19H44V18H43ZM49 19H50V18H49ZM54 19H55V18H54ZM54 19H52L53 22L55 21ZM59 19H60V17H59ZM72 19H74V18H72ZM81 19H82V18H81ZM98 19H99V18H98ZM137 19H138V18H137ZM148 19H150V18H148ZM196 19H197V18H196ZM201 19H202V18H201ZM203 19H204V18H203ZM209 19H210V18H209ZM231 19H232V18H231ZM16 20H17V19H16ZM16 20H15V21H16ZM25 20H26V19H25ZM25 20H24V22H25ZM36 20H37V19H36ZM46 20H47V19H46ZM86 20H87V19H86ZM125 20H126V18H125ZM130 20H131V19H130ZM140 20H141V19H140ZM154 20H155V19H154ZM163 20H164V19H163ZM187 20H188V19H187ZM197 20H198V19H197ZM211 20H212V19H211ZM211 20H210V21H211ZM215 20H213V21H214V24L216 25ZM241 20H242V18H241ZM259 20H260V18H259ZM262 20H263V19H261L260 21H262ZM37 21H38L37 24L34 23L35 25L33 26L30 35H31L32 37H34V39H35V38L37 39V38L40 37L39 34H41V33H42V34H43V33L45 34V37H46V43H45V44H40V45H41L40 48L38 47V48H39V55H38V56H39V59H40V60H45V59L51 58V57L53 56L54 48H55V41H54V39L52 38L53 35H52V37L49 36V35H47V33H46V30H48L47 26H46L47 29L45 28V29H46V30H45L44 27H43L44 24L42 25V24L40 23L41 21H39V20H37ZM43 21H44V20H43ZM63 21H64V20H63ZM71 21H72V20H71ZM91 21H92V20H91ZM112 21H113V20H112ZM119 21H120V20H119ZM132 21H134V20L132 19ZM168 21H169V20H168ZM168 21H167V22H168ZM188 21H189V20H188ZM201 21H202V20H201ZM207 21H208V20H207ZM213 21H212V22H213ZM218 21H219V19H218ZM218 21H217V22H218ZM237 21H238V20H237ZM247 21H248V20H247ZM257 21H258V20H257ZM260 21H258V22H260ZM263 21H264V20H263ZM18 22H19V21H18ZM35 22H36V21H35ZM56 22H57V21H56ZM86 22H87V21H86ZM86 22L84 21V23H86ZM92 22H93V21H92ZM138 22H139V21H138ZM138 22H137V24H138ZM144 22H145V21H144ZM155 22H157V21H155ZM159 22H160V21H159ZM164 22H165V21H164ZM179 22H181V21H179ZM238 22H240V20H239ZM252 22H253V21H252ZM7 23H8V22H7ZM13 23H15V22H13ZM49 23H50V22H49ZM49 23H48V24H49ZM68 23H69V22H68ZM100 23H101V22H100ZM104 23H105V22H104ZM111 23H112V22H111ZM115 23H116V22H115ZM117 23H118V22H117ZM145 23H146V22H145ZM165 23H166V22H165ZM192 23H193V20H192ZM208 23H209V22H208ZM208 23H205V24H208ZM231 23H233V22H231ZM235 23H236V22H235ZM248 23H249V22H248ZM27 24H28V23H27ZM71 24H73V23H71ZM78 24H79V23H78ZM81 24H82V23H81ZM91 24H92V23H91ZM108 24H110V23H108ZM124 24H125V23H124ZM124 24H123V25H124ZM142 24H143V22H142ZM142 24H141L140 26H142ZM162 24H163V23H162ZM168 24H169V22H168ZM170 24H171V23H170ZM181 24L183 25V22H182ZM196 24H197V23H196ZM199 24H200V22H199ZM210 24H211V22H210ZM226 24H228V23L226 22ZM226 24H225V25H226ZM239 24H240V23H239ZM239 24H236V25H239ZM246 24H247V23H246ZM9 25H11V24H9ZM20 25H21V24H20ZM23 25H24V24H23ZM54 25H55V24H54ZM56 25H57V24H56ZM59 25H60V24H59ZM73 25H74V24H73ZM73 25H72V26H73ZM89 25H90V24H89ZM112 25H113V24H112ZM121 25H122V24H121ZM132 25H133V24H132ZM135 25H136V24H135ZM191 25H192V24H191ZM191 25H189V26H191ZM200 25H201V27H202V24H200ZM200 25H199V27H200ZM203 25H204V24H203ZM233 25H235V24H233ZM241 25H242V24H241ZM254 25H255V24H254ZM258 25H259V24H258ZM258 25H257V27H258ZM12 26H13V25H12ZM12 26H11V27H12ZM16 26H18V25H16ZM16 26H15V27H16ZM49 26H50V25H49ZM57 26H58V25H57ZM77 26H78V25H77ZM80 26H81V25H80ZM91 26H92V25H91ZM94 26H95V25H94ZM109 26H110V25H109ZM161 26H162V25H161ZM168 26H169V25H168ZM176 26H177V25H176ZM179 26H180V25H179ZM184 26H185V24H184ZM196 26H197V25H196ZM204 26H205V25H204ZM216 26H217V25H216ZM216 26H215V27H216ZM243 26H244V25H243ZM247 26H248V25H247ZM261 26H262V25H261ZM0 27H1V25H0ZM2 27H3V26H2ZM5 27H6V26H5ZM18 27H19V26H18ZM28 27H29V26H28ZM28 27H27V28H28ZM52 27H53V26H52ZM111 27H112V26H111ZM115 27H116V26H115ZM115 27H114V28H115ZM154 27H155V26H154ZM163 27H164V25H163ZM170 27H171V26H170ZM193 27H194V26H193ZM206 27H207V26H206ZM217 27H218V26H217ZM224 27H225V26H224ZM226 27H227V25H226ZM232 27H233V26H232ZM232 27H231V28H232ZM259 27H260V25H259ZM7 28H8V26L5 28V30H6ZM9 28H10V27H9ZM25 28H26V24H25ZM25 28H24V30H25ZM49 28H50V27H49ZM91 28H92V27H91ZM101 28H102V27H101ZM106 28H108V27L106 26ZM134 28H135V27H134ZM166 28H167V27H166ZM168 28H169V27H168ZM173 28H175V27H173ZM191 28H192V27H191ZM195 28H196V27H194L193 29H195ZM210 28H211V27H210ZM220 28H221V26H219V29H220ZM239 28H240V27H239ZM239 28H238V29H239ZM244 28H245V27H244ZM50 29H51V28H50ZM53 29H54V28H53ZM82 29H83V28H82ZM153 29H154V28H153ZM155 29H156V28H155ZM169 29H170V28H169ZM171 29H172V28H171ZM177 29H178V27L176 28V30H177ZM181 29H183V27H182ZM181 29H180V30H181ZM200 29H201V28H200ZM202 29H203V28H202ZM211 29H212V28H211ZM219 29H217V30H219ZM221 29H223V28H221ZM228 29H229V26H228ZM228 29H227V30H228ZM233 29H234V28H232L231 30H233ZM255 29H256V28H255ZM260 29H261V28H259V30H260ZM3 30H4V28H3ZM8 30H11V28L8 29ZM19 30H20V28H19ZM19 30H18V32H19ZM63 30H64V29H63ZM108 30H109V29H108ZM108 30H107V31H108ZM120 30H121V29H120ZM130 30H133V29L131 28ZM136 30H137V29H136ZM151 30H152V29H151ZM162 30H163V29H162ZM164 30H166V29L164 28ZM197 30H198V28H197ZM203 30H204V29H203ZM209 30H210V29H209ZM223 30H224V29H223ZM223 30H222V32H221L222 34H220V35H222V36H223V32H224V31H225V32H228V31H226V29H225L224 31H223ZM235 30H236V29H235ZM246 30H247V29H246ZM263 30H264V28H263ZM263 30H262V31H263ZM20 31H21V30H20ZM67 31H68V30H67ZM82 31H83V30H82ZM125 31H126V30H125ZM140 31H141V30H140ZM149 31H150V29H149ZM168 31H169V30H168ZM168 31H167V32H168ZM174 31H175V30H174ZM219 31H221V30H219ZM256 31H257V30H256ZM4 32L6 33V31H4ZM47 32H48V31H47ZM97 32H98V30H97ZM121 32H122V30H121ZM133 32H134V31H133ZM133 32H132V33H133ZM157 32H160V31H157ZM157 32H156V33H157ZM181 32H182V31H181ZM181 32H180V33H181ZM183 32H184V31H183ZM192 32H193V31H192ZM207 32H208V31H207ZM209 32H210V31H209ZM214 32H215V30H214ZM216 32H217V31H216ZM225 32H224V35L227 34V33L225 34ZM235 32H236V34H237V30H236ZM245 32H246V31H245ZM245 32H244V33H245ZM249 32H250V31H249ZM263 32H264V31H263ZM15 33H17V31H16ZM48 33H49V32H48ZM55 33H56V32H55ZM71 33H72V32H71ZM115 33H116V32H115ZM132 33H131V34H132ZM135 33H136V31H135ZM140 33H143V32H140ZM140 33H139V34H140ZM153 33H154V32H153ZM164 33H166V32H164ZM180 33H179V34H180ZM184 33H185V32H184ZM202 33H204V32H202ZM217 33H218V32H217ZM217 33H216V34H217ZM219 33H220V32H219ZM254 33H255V32H254ZM258 33H259V32H258ZM2 34H3V33H2ZM2 34H1V35H2ZM8 34H9V33H8ZM20 34H21V33H20ZM23 34H25V33L23 32ZM63 34H64V32H63ZM106 34H107V33H106ZM106 34H105V35H106ZM160 34H161V32H160ZM162 34H163V33H162ZM162 34H161V35H162ZM174 34H175V33H174ZM176 34H177V33H176ZM187 34H188V33H187ZM187 34H186V35H187ZM189 34H190V32H189ZM196 34H197V31H196ZM196 34H195V35H196ZM207 34H208V33H207ZM209 34H210V33H209ZM234 34H235V33H234ZM236 34H235V35H236ZM1 35H0V38L2 39ZM9 35H10V34H9ZM18 35H19V34H18ZM18 35H17V36H18ZM69 35H70V34H69ZM114 35H115V34H114ZM133 35H134V34H133ZM141 35H143V34H141ZM144 35H145V32H144ZM146 35H147V34H146ZM148 35H149V34H148ZM150 35H151V34H150ZM153 35H154V34H153ZM157 35H158V33H157ZM166 35H168V34H166ZM192 35H193V33H192ZM201 35H202V34H201ZM227 35H228V34H227ZM241 35H242V34H241ZM245 35H246V34H245ZM249 35H251V34H249ZM256 35H257V34H256ZM261 35H262V34H261ZM10 36H12V35H10ZM21 36H22V35H21ZM38 36H39V37H38ZM120 36H121V35H120ZM135 36L137 37L138 34H136ZM135 36H134V37H135ZM187 36H188V35H187ZM190 36H191V35H190ZM190 36H189V37H190ZM197 36H198V35H197ZM199 36H200V35H199ZM206 36H207V35H206ZM211 36H212V35H211ZM211 36L206 37L205 39H209ZM232 36H233V35H232ZM232 36H231V37H232ZM259 36H260V35H259ZM5 37H6V35H5ZM28 37H30V36H28ZM68 37H69V36H68ZM124 37H125V36H124ZM130 37H131V36H130ZM139 37H140V35H139ZM165 37H166V36H165ZM171 37H172V36H171ZM176 37H177V36H176ZM176 37H175V38H176ZM184 37H185V36H184ZM184 37H183V38H184ZM189 37H187V38L189 39ZM217 37H218V35H217ZM219 37H220V36H219ZM227 37H228V36H227ZM227 37H226V38H227ZM248 37H251V36H248ZM261 37H262V36H261ZM6 38H7V37H6ZM8 38H9V36H8ZM15 38H16V37H15ZM62 38H63V37H62ZM100 38H101V37H100ZM100 38H99V39H100ZM116 38H118V36H117ZM119 38L122 39V37H119ZM144 38H145V37H144ZM181 38H182V37H181ZM196 38H197V37H196ZM228 38H229V37H228ZM228 38H227V39H228ZM232 38H233V37H232ZM254 38H256V37H254ZM262 38H263V37H262ZM3 39H4V38H3ZM18 39H19V38H18ZM18 39H17V41H18ZM99 39H98V41H99ZM110 39H111V38H110ZM124 39H125V38H124ZM139 39H141V38H139ZM157 39H158V38H157ZM161 39H163V38H161ZM197 39H199V37H198ZM197 39H196V40H197ZM203 39H204V38H203ZM213 39L216 41V37H215V38L213 37ZM222 39H223V38H222ZM252 39H253V38H252ZM258 39H259V38H258ZM258 39H257V40H258ZM11 40H12V39H11ZM19 40H20V39H19ZM21 40H22V39H21ZM23 40H25V39H23ZM23 40H22V41H23ZM40 40H41V39H40ZM59 40H60V39H59ZM103 40H104V39H103ZM118 40H119V39H118ZM127 40H129V39H127ZM133 40H134V39H133ZM141 40H143V39H141ZM144 40H145V39H144ZM152 40H153V39H152ZM155 40H156V39H155ZM155 40H153V41H155ZM164 40H166V39H164ZM193 40H195V37H194ZM201 40H202V39H201ZM239 40H242V39H239ZM0 41H1V40H0ZM7 41H8V40H7ZM15 41H16V40H15ZM37 41H38V40H37ZM74 41H75V40H74ZM91 41H93V40L91 39ZM94 41H96V40H94ZM105 41H106V40H105ZM107 41H109V40H107ZM115 41H116V40L114 39L113 43H114ZM124 41H125L126 43L128 42V41H126V40H124ZM129 41H130V40H129ZM145 41H146V40H145ZM148 41L151 42V40H149V39H148ZM160 41H161V40H160ZM166 41H167V40H166ZM166 41H165V43H166ZM170 41H171V40H170ZM177 41H178V40H177ZM182 41H183V40H182ZM187 41H188V40H187ZM204 41H205V40H204ZM209 41H210V40H208V42H209ZM212 41H213V40H212ZM224 41H225V40H224ZM258 41H259V40H258ZM23 42L25 43V41H23ZM78 42H79V41H78ZM103 42H104V41H103ZM103 42H102V43H103ZM110 42H112V41H110ZM131 42H132V41H131ZM156 42H157V40H156ZM162 42H163V41H162ZM167 42H169V41H167ZM172 42H173V40H172ZM189 42H190V41H189ZM198 42H199V41H198ZM200 42H202V41H200ZM213 42H214V41H213ZM213 42H212V43H213ZM242 42H243V41H242ZM255 42H256V41H255ZM262 42H263V41H262ZM262 42H261V43H262ZM4 43H5V41H4ZM40 43H41V42H40ZM95 43H96V42H95ZM119 43H120V42H119ZM122 43H123V42H122ZM138 43H139V42H138ZM144 43H146V42H144ZM148 43H149V42H148ZM169 43H170V42H169ZM180 43H181V42H180V40H179L178 44L180 45ZM190 43H191V42H190ZM190 43H189V44H190ZM193 43H194V44H193ZM202 43H203V42H202ZM209 43H210V42H209ZM214 43H215V42H214ZM234 43H235V42H234ZM243 43H244V42H243ZM258 43H259V42H257V44H258ZM13 44H14V43H12V45H13ZM63 44H64V43H63ZM63 44H62V45H63ZM75 44H76V43H75ZM98 44H100V43H98ZM128 44H129V42H128ZM131 44H132V43H131ZM149 44H150V43H149ZM152 44H154V42H153ZM163 44H164V43H163ZM181 44H182V43H181ZM186 44H187V42H186ZM189 44H187V45H189ZM192 44L195 46L196 43L193 41ZM192 44H191V45H192ZM199 44H200V43H199ZM227 44H228V43H227ZM239 44H240V42H239ZM239 44H238V45H239ZM252 44H253V43H252ZM2 45H5V44H2ZM2 45H0V46H2ZM10 45H11V44H10ZM18 45H19V44H18ZM32 45H33V44H32ZM90 45H91V44H90ZM92 45H93V44H92ZM100 45H101V44H100ZM113 45H114V44H113ZM119 45H120V44H119ZM124 45H125V44L123 43V46H124ZM143 45H144V44H143ZM146 45H147V44H146ZM161 45H162V43H161ZM179 45H178V46H179ZM193 45H192L191 47H193ZM200 45H201V44H200ZM211 45H212V44H211ZM219 45H220V44H219ZM225 45H226V44H225ZM225 45H224V46H225ZM261 45H262V44H261ZM261 45H260V47L258 46V49H260V48L262 47ZM5 46H6V45H5ZM13 46H14V45H13ZM15 46H16V45H15ZM108 46H109V45H108ZM131 46H132V45H131ZM133 46H134V45H133ZM148 46H149V45H148ZM158 46H159V45H158ZM175 46H177V45H175ZM181 46H182V45H181ZM189 46H190V45H189ZM197 46H198V44H197ZM208 46H209V45H208ZM239 46H240V45H239ZM22 47H23V46H22ZM26 47H27V46H26ZM64 47H65V46H63V48H64ZM91 47H93V46H91ZM91 47H90V49H91V51H92V48H91ZM95 47H96V46H95ZM97 47H99V45H97ZM112 47H114V46H112ZM121 47H122V46H121ZM134 47H138V45H137V46H134ZM134 47H133V48H134ZM139 47H140V44H139ZM159 47H160V46H159ZM172 47H173V46H172ZM210 47H211V46H210ZM228 47H229V46H228ZM234 47H235V46H234ZM241 47H242V46H241ZM246 47H247V46H246ZM246 47H245V48H246ZM254 47H255V45H254ZM256 47H257V46H256ZM1 48H2V47H1ZM1 48H0V50H1ZM17 48H18V47H16V49H17ZM110 48H111V47H110ZM119 48H120V47H119ZM169 48H171V47L168 46V49H169ZM175 48H176V47H175ZM178 48H179V47H178ZM178 48H176V50H179ZM181 48H182V47H181ZM181 48H180V50H182ZM189 48H190V47H189ZM193 48H194V47H193ZM195 48H196V46H195ZM195 48H194V50H195ZM208 48H209V47H208ZM211 48H212V47H211ZM236 48H237V47H236ZM238 48H239V47H238ZM29 49H30V48H29ZM64 49H65V48H64ZM87 49H88V47H87ZM90 49H89V50H90ZM121 49H122V48H121ZM128 49H129V47H128ZM130 49H131V48H130ZM135 49H136V48H135ZM166 49H167V48H166ZM184 49H185V48H184ZM184 49H183L182 51H184ZM197 49H199V48L197 47ZM223 49H224V48H223ZM5 50L8 51L7 49H5ZM23 50H24V49H23ZM26 50H27V49H26ZM69 50H70V49H69ZM93 50H94V49H93ZM101 50H102V49H101ZM101 50H100V51H101ZM114 50L116 51V49H114ZM137 50H139V49H137ZM162 50H163V49H162ZM199 50H200V52H201V49H199ZM199 50H197V51H199ZM217 50H219V49H217ZM236 50H237V49H236ZM238 50H239V49H238ZM253 50H254V49H253ZM260 50H261V49H260ZM10 51H11V50H10ZM10 51H8V52H10ZM16 51H17V50H16ZM86 51H87V50H86ZM106 51H107V50H106ZM106 51H105V52H106ZM157 51H159V50H157ZM165 51H166V50L164 49V52H165ZM174 51H175V50H174ZM182 51H180V52H182ZM203 51H204V50H203ZM205 51H206V50H205ZM211 51H212V50H211ZM213 51H214V50H213ZM246 51H247V50H246ZM257 51H258V50H257ZM87 52H89V51H87ZM110 52H111V51H110ZM117 52H118L117 54H119V50H117ZM160 52H163V51L160 50ZM166 52H168V51H166ZM166 52H165V54H166ZM200 52H199V53H200ZM242 52H243V51H242ZM249 52H250V51H249ZM132 53H133V52H132ZM137 53H138V52H137ZM157 53H159V52H157ZM182 53H183V52H182ZM186 53H187V51H186ZM191 53H192V52H191ZM194 53H195V52H194ZM209 53H210V52H209ZM215 53L217 54V52H215ZM262 53H263V51H262ZM14 54H15V51H14ZM72 54H73V53H72ZM90 54H91V53H90ZM106 54H107V53H106ZM109 54H110V53H109ZM114 54H115V53H114ZM124 54H125V53H124ZM127 54H129V53H127ZM135 54H136V53H135ZM155 54H156V53H155ZM161 54H162V53H161ZM169 54H170V53H169ZM189 54H190V53H189V51H188L187 56H189ZM203 54H204V53H203ZM227 54H228V53H227ZM239 54H240V53H239ZM244 54H245V53H244ZM244 54H243V55H244ZM251 54H252V53H251ZM253 54H254V53H253ZM253 54H252V55H253ZM3 55H4V52H3ZM5 55H7V54H5ZM63 55H64V54H63ZM121 55H123V54H119V56H121ZM131 55H132V54H131ZM133 55H134V54H133ZM182 55H183V54H182ZM185 55H186V54H185ZM219 55H222V53L219 54ZM229 55H230V54H229ZM240 55H241V54H240ZM19 56H20V55H19ZM19 56H18V57H19ZM88 56H89V55H88ZM105 56H106V55H105ZM123 56H126L125 59L130 60V59L127 58V55H123ZM159 56H160V55H159ZM165 56H167V55H165ZM170 56H171V54H170ZM170 56H169V58H170ZM174 56H175V55H174ZM174 56H173V58H176V57H174ZM176 56H179V57H180L179 54H177ZM194 56H195V55H194ZM198 56H199V55H198ZM200 56H201V54H200ZM213 56H215V55H213ZM245 56H246V55H245ZM247 56H248V55H247ZM254 56H255V55H254ZM262 56H263V55H262ZM0 57H1V56H0ZM16 57H17V56H16ZM82 57H83V56H82ZM183 57H184V56H183ZM183 57H182V58H183ZM195 57H196V56H195ZM201 57H202V56H201ZM201 57H200V59H201ZM203 57H204V56H203ZM205 57H206V56H205ZM217 57H218V56H217ZM231 57H232V56H231ZM255 57H256V56H255ZM260 57H261V56H260ZM61 58H63V56H62ZM61 58H60V59H61ZM85 58H86V56H85ZM134 58H135V57H134ZM134 58H132V59H134ZM162 58H163V55H162ZM171 58H172V56H171ZM173 58H172V59H173ZM188 58H189V57H188ZM192 58H193V57H192ZM236 58H237V56H236ZM241 58H242V57H241ZM250 58H251V57H250ZM252 58H253V57H252ZM256 58H258V56H257ZM256 58H255V59H256ZM0 59H1V58H0ZM5 59H6V58H5ZM20 59H21V58H20ZM87 59H88V58H87ZM116 59H117V57H116ZM120 59H121V57H120ZM122 59H123V57H122ZM122 59H121V60H122ZM193 59H194V58H193ZM202 59H203V58H202ZM204 59H205V58H204ZM215 59H216V58H215ZM243 59H244V58H243ZM261 59H262V58H261ZM1 60H2V59H1ZM18 60H19V59H18ZM62 60H63V59H62ZM84 60H85V59H84ZM96 60H97V59H95L94 61H96ZM98 60H99V59H98ZM121 60H120V62H118V64L121 63ZM127 60H126V61H127ZM176 60H177V59H176ZM179 60H180V59H179ZM179 60H178V62H180ZM195 60H196V58H195ZM197 60H198V58H197ZM197 60H196V61H197ZM222 60H223V58H222ZM4 61H5V60H4ZM14 61H16V60H14ZM56 61H57V60H56ZM59 61H60V60H59ZM59 61H58V62H59ZM82 61H83V60H82ZM166 61H167V59H166ZM196 61H195V62H196ZM202 61H203V60H202ZM213 61H214V58H213ZM229 61H230V60H229ZM239 61H240V60H239ZM257 61H258V60H257ZM259 61H260V60H259ZM259 61H258V62H259ZM19 62H20V61H19ZM46 62H47V61H46ZM51 62H52V61H51ZM75 62H76V61H75ZM87 62L89 63L88 60H87ZM97 62H98V61H97ZM108 62H109V61H108ZM182 62H184V61H182ZM189 62H190V61H189ZM189 62H187V63H189ZM246 62H247V61H246ZM250 62H251V61H250ZM2 63H3V62H2ZM2 63H1V64H2ZM5 63H6L7 65H14V62H13L12 60L8 59V58H7V62H5ZM17 63H18V62H17ZM44 63H45V62H44ZM83 63H84V62H83ZM114 63H115V62H114ZM114 63H111L110 66H112V64H114ZM122 63H125V60H124V62H122ZM129 63H130V62L128 61V64H129ZM173 63H174V61H173ZM175 63H176V62H175ZM190 63H191V62H190ZM208 63H209V62H208ZM247 63H248V62H247ZM252 63H253V62H252ZM18 64H19V63H18ZM24 64H25V63H24ZM26 64H27V63H26ZM66 64H67V63H66ZM72 64H74V63H72ZM91 64H92V63H91ZM99 64H100V63H99ZM118 64H117V65H118ZM171 64H172V63H171ZM196 64H197V63H196ZM205 64H206V63H205ZM239 64H241V63H239ZM250 64H251V63H250ZM27 65H28V64H27ZM40 65H41V64H40ZM92 65H93V64H92ZM97 65H98V64H97ZM106 65H107V64H106ZM121 65H122V64H121ZM126 65H127V64H126ZM173 65H174V64H173ZM247 65H248V64H247ZM247 65H246V66H247ZM19 66L21 67V65H19ZM28 66H29V65H28ZM28 66H27V67H28ZM52 66H53V65H52ZM88 66H89V65H88ZM110 66H109V67H110ZM129 66H130V65H129ZM191 66H192V64H191ZM193 66H194V65H193ZM222 66H223V65H222ZM229 66H230V65L228 64V67H229ZM251 66H252V64H251ZM256 66H257V65H256ZM261 66H262V65H261ZM3 67H4V66H3ZM22 67H23V66H22ZM27 67H26V68H27ZM73 67H74V66H73ZM93 67H94V65H93ZM112 67H113V66H112ZM114 67H115V65H114ZM120 67H121V66H120ZM179 67H180V66H179ZM179 67H178V68H179ZM181 67H182V66H181ZM195 67H196V66H195ZM197 67H198V66H197ZM263 67H264V66H263ZM11 68H12V67H11ZM11 68H10V69H11ZM14 68H15V67H14ZM29 68H30V66H29ZM91 68H92V67H91ZM110 68H111V67H110ZM124 68H125V67H124ZM128 68H129V67H128ZM176 68H177V67H176ZM219 68H220V67H219ZM225 68H226V63H225ZM229 68H230V67H229ZM231 68H232V67H231ZM239 68H240V66H239ZM249 68H250V67H249ZM261 68H262V67H261ZM7 69H8V68H7ZM7 69H6V70H7ZM17 69H18V68H17ZM66 69H67V68H66ZM69 69H70V68H69ZM74 69H75V68H74ZM121 69H123V68H121ZM172 69H173V68H172ZM198 69H199V68H198ZM198 69H197V70H198ZM221 69H222V68H221ZM223 69H224V68H223ZM241 69H242V68H241ZM255 69H256V67H255ZM24 70H25V69H24ZM64 70H65V69H64ZM115 70H117V69H115ZM190 70H191V69H190ZM194 70H195V69H194ZM206 70H207V69H206ZM211 70H212V69H211ZM263 70H264V69H263ZM18 71H20V73H23V72H25L26 70H25V71L22 70V72H21V70L18 69ZM122 71H123V70H122ZM187 71H188V70H187ZM236 71H237V70H236ZM248 71H249V70H248ZM257 71H258V70H257ZM6 72H8V71H6ZM16 72H17V70H16ZM102 72H103V71H102ZM112 72H113V71H112ZM117 72H118V70H117ZM181 72H182V71H181ZM184 72H185V71H184ZM207 72H208V70H207ZM216 72H217V71H216ZM218 72H219V70H218ZM226 72H227V71H226ZM240 72H242V71H240ZM259 72H260V71H259ZM17 73H18V72H17ZM25 73L27 74V72H25ZM87 73H88V72H87ZM103 73H104V72H103ZM113 73H115V72H113ZM119 73H120V72H118V74H116L115 76L119 77V76H118V75H120ZM124 73H125V72H124ZM127 73H128V71H127ZM232 73H233V71H232ZM236 73H237V72H236ZM28 74H29V73H28ZM101 74H102V73H101ZM110 74H111V73H110ZM222 74H223V72L221 73V75H222ZM239 74H240V76H241V73H239ZM263 74H264V71H263ZM30 75H31V74H30ZM49 75H50V74H49ZM59 75H60V74H59ZM96 75H97V74H96ZM112 75H113V76H111V77H114V74H112ZM126 75H127V74H126ZM205 75H206V73H205ZM251 75H252V74H249V76H251ZM258 75H260V74H258ZM258 75H257V76H258ZM261 75H262V72H261ZM261 75H260V76H261ZM19 76H20V75H19ZM24 76H25V75H24ZM83 76H84V75H83ZM98 76H99V75H97V77H98ZM120 76H121V75H120ZM122 76H123V75H122ZM195 76H196V75H195ZM212 76H213V75H212ZM215 76H216V75H215ZM225 76H226V75H225ZM242 76H243V75H242ZM242 76H241V77H242ZM260 76H259V78H260ZM27 77H28V76H27ZM109 77H110V76H109ZM123 77H124V76H123ZM231 77H232V76H231ZM244 77H245V76H244ZM251 77H252V76H251ZM102 78H103V77H102ZM107 78H108V77H107ZM119 78H120V77H119ZM214 78H215V77H214ZM220 78H222V77H220ZM224 78H225V77H224ZM226 78H227V77H226ZM226 78H225V80H226ZM234 78H235V77H234ZM236 78H237V76H236ZM246 78H247V77H246ZM256 78H257V77H256ZM259 78H257L256 80H258ZM261 78H262V77H261ZM28 79H29V77H28ZM30 79H31V78H30ZM57 79H58V78H57ZM105 79H106V78H105ZM217 79H218V77H217ZM217 79H216V80H217ZM228 79H229V78H228ZM231 79H232V78H231ZM112 80H113V79H112ZM118 80H119V79H118ZM124 80H125V79H124ZM124 80L122 79V82H123ZM185 80H186V79H185ZM187 80H188V79H187ZM193 80H194V79H193ZM219 80H220V79H219ZM247 80H248V79H247ZM116 81H117V79H116ZM120 81H121V80H120ZM120 81H118V82H120ZM190 81H191V80H190ZM207 81H208V80H207ZM212 81H213V80H211V84H213ZM228 81H229V80H228ZM234 81H235V80H234ZM237 81H238V80H237ZM252 81H253V80H252ZM262 81L264 82V80H262ZM65 82H66V81H65ZM194 82H195V80H194ZM203 82H204V81H203ZM220 82H221V81H220ZM222 82H223V81H222ZM226 82H227V81H226ZM249 82H250V81H249ZM256 82H257V81H256ZM256 82H255V83H256ZM258 82H261V81H258ZM258 82H257V84H258ZM263 82H262V84H264ZM0 83H1V81H0ZM23 83H24V82H23ZM61 83H62V81H61ZM205 83H206V82H205ZM209 83H210V82H209ZM215 83H216V82H215ZM218 83H219V82H218ZM232 83H235V82H232ZM237 83H239V82H237ZM241 83H242V82H241ZM243 83H244V82H243ZM247 83H248V82H247ZM255 83H254V84H255ZM114 84H116V83H114ZM187 84H189V83H187ZM194 84H195V83H194ZM198 84H199V83H198ZM201 84H202V83H201ZM201 84L199 85V86H200V89H201V86H202ZM245 84H246V83H244V85H245ZM254 84H253V85H254ZM257 84H256V85H257ZM25 85H26V83H25ZM124 85H126V84H124ZM205 85H206V84L203 85L204 88L206 87ZM220 85H221V84H220ZM230 85L233 86V84H230ZM235 85H236V83H235ZM121 86H123V85H121ZM209 86L212 87L211 85H209ZM215 86H216V85H215ZM225 86H226V85H225ZM250 86H251V85H250ZM250 86H249V87H250ZM0 87H1V86H0ZM50 87H51V86H50ZM97 87H98V86H97ZM197 87H198V86H197ZM216 87H217V86H216ZM229 87H230V86H229ZM240 87H241V86H240ZM255 87H257V86H255ZM255 87L252 86V89L257 90ZM263 87H264V86H263ZM3 88H4V87H3ZM118 88H119V87H118ZM126 88H127V87H126ZM128 88H129V87H128ZM204 88H203V90H204ZM206 88H207V87H206ZM214 88H215V87H214ZM236 88H237V87H236ZM246 88H247V87H246ZM250 88H251V87H250ZM260 88H261V87H260ZM77 89H78V88H77ZM121 89H122V88H121ZM121 89H120V91H121ZM215 89H216V88H215ZM217 89H219V88H217ZM233 89H234V88H233ZM241 89H243V88H241ZM262 89H263V88H262ZM84 90H85V89H84ZM127 90H129V89H127ZM183 90H184V89H183ZM189 90H190V89H189ZM193 90H194V89H193ZM196 90H198V89H196ZM205 90H207V89H205ZM210 90H211V89H210ZM236 90H238V89H236ZM244 90H245V89H244ZM69 91H70V90H69ZM71 91H72V90H71ZM76 91H77V90H76ZM213 91H215V90H213ZM229 91H232V90L230 89ZM233 91H234V90H233ZM249 91L251 92V90H249ZM51 92H52V91H51ZM123 92H124V91H123ZM192 92H193V91H192ZM199 92H200V91H199ZM207 92H208V91H207ZM211 92H212V91H211ZM211 92H209V93H211ZM238 92H239V91H238ZM240 92H242V91H240ZM250 92H249V93H250ZM257 92H258V91H257ZM257 92H256V93H257ZM259 92H260V91H259ZM262 92H263V91H262ZM262 92H261V93H262ZM66 93H67V92H66ZM103 93H105V92H103ZM128 93H130V92L128 91ZM181 93H182V92H181ZM184 93H185V92H184ZM189 93H190V92H189ZM194 93H195V91H194ZM201 93H202V92H201ZM214 93H215V92H214ZM218 93H220V92H218ZM236 93H237V91H236ZM244 93H245V92H244ZM244 93L242 94L243 96L245 95ZM247 93H248V92H247ZM251 93H252V92H251ZM261 93H259V94H261ZM69 94H70V93H69ZM118 94H119V93L117 92V95H118ZM126 94H127V93L125 92V95H126ZM185 94H186V93H185ZM231 94H232V93H231ZM234 94H235V93H234ZM253 94H254V93H253ZM103 95H104V94H103ZM109 95H110V94H109ZM123 95H124V94H123ZM129 95H130V94H129ZM131 95H132V94H131ZM136 95H137V94H136ZM191 95H192V94H191ZM261 95H262V94H261ZM55 96H56V94H55ZM88 96H89V95H88ZM118 96H119V95H118ZM126 96H127V95H126ZM138 96H139V95H137V98H136V99L139 100L140 97L138 98ZM210 96H211V95H210ZM215 96H216V95H215ZM229 96H230V94H229ZM229 96H227V97H229ZM232 96H233V95H232ZM232 96H231V97H232ZM235 96H236V95H235ZM122 97H123V96H122ZM182 97H183V96H182ZM182 97H181V98H182ZM191 97H192V96H191ZM195 97H196V96H195ZM206 97H207V96H206ZM208 97H209V96H208ZM208 97H207V98H208ZM223 97H224V96H223ZM238 97L240 98V96H238ZM114 98H115V97H114ZM126 98H127V97H126ZM131 98H132V97H131ZM134 98H135V97H134ZM134 98H132V100H133ZM184 98H186V96H185ZM189 98H190V97H189ZM189 98H188V99H189ZM199 98H200V97H199ZM213 98H214V97H213ZM232 98H233V97H232ZM197 99H198V98H197ZM203 99H204V97H203ZM209 99H211V98H209ZM219 99H220V98H219ZM221 99H222V98H221ZM242 99H243V98H242ZM250 99H251V98H250ZM253 99H254V97H253ZM253 99H251V101H252ZM95 100H96V99H95ZM121 100H122V99H120V101H121ZM123 100H124V99H123ZM128 100H129V99H128ZM146 100H147V99H146ZM194 100H195V99H194ZM211 100H212V99H211ZM227 100L229 101L228 98H227ZM240 100H241V99H240ZM262 100H263V99H262ZM115 101H117V100H115ZM120 101H119V98H118V102H120ZM124 101H125V100H124ZM134 101H135V100H134ZM179 101H181V100H179ZM184 101H185V100H184ZM187 101H188V100H187ZM189 101H190V100H189ZM212 101H213V100H212ZM216 101H217V100H216ZM223 101H224V100H223ZM233 101H234V100H233ZM255 101H256V100H255ZM109 102H110V101H109ZM125 102H126V101H125ZM217 102L219 103V100H218ZM237 102H238V101H237ZM239 102H240V101H239ZM71 103H72V102H71ZM74 103H75V102H74ZM131 103H133V102H131ZM137 103H138V101L136 102V104H137ZM139 103H140V102H139ZM139 103H138V104H139ZM141 103H142V101H141ZM141 103H140V104H141ZM173 103H174V102H173ZM207 103H208V102H207ZM211 103H212V102H211ZM214 103H215V101H214ZM214 103H213V104H214ZM221 103H222V102H221ZM225 103H226V102H225ZM228 103H229V102H228ZM228 103H226V104H228ZM241 103H242V101H241ZM259 103H260V102H259ZM259 103H258V104H259ZM97 104H99V103H97ZM103 104H104V103H103ZM103 104H102V106H103ZM113 104H114V103H113ZM122 104H123V102H122ZM128 104H129V103H128ZM136 104H134V105H136ZM140 104H139V105H140ZM168 104H169V103H168ZM183 104H184V103H183ZM192 104H193V103H192ZM230 104H231V103H230ZM234 104H236V103H234ZM251 104H252V103H251ZM251 104H250V105H251ZM78 105H79V104H78ZM93 105H94V104H93ZM104 105H105V104H104ZM119 105H120V104H119ZM126 105H127V104L125 103V106H126ZM131 105H132V104H131ZM141 105H143V104H141ZM214 105H215V104H214ZM240 105H241V104H240ZM248 105H249V104H248ZM259 105H260V104H259ZM59 106H60V105H59ZM102 106H101V107H102ZM113 106H114V105H113ZM144 106H145V105H144ZM179 106H180V105H179ZM185 106H186V105H185ZM192 106H193V105H192ZM203 106H204V105H203ZM225 106H226V105H225ZM225 106H224V107H225ZM227 106H228V105H227ZM230 106H231V105H230ZM246 106H247V105H246ZM43 107H44V106H43ZM61 107H63V106H61ZM74 107H75V106H74ZM87 107H88V106H87ZM96 107H97V106H96ZM98 107H99V106H98ZM104 107H105V106H104ZM122 107H123V106H122ZM127 107H128V106H127ZM127 107H124V109H126ZM137 107L140 108V106H137ZM176 107H177V106H176ZM187 107H188V105H187ZM218 107H219V106H218ZM218 107H217V108H218ZM235 107H236V106H235ZM239 107H240V106H239ZM54 108H55V107H54ZM88 108H89V107H88ZM88 108H86V109H88ZM99 108H100V107H99ZM105 108H106V107H105ZM131 108H132V107H131ZM131 108H130V110L133 111V108H134V107H133L132 109H131ZM139 108H138V109H139ZM181 108H183V107H181ZM181 108H180V109H181ZM212 108H213V107H212ZM212 108H210V110H213V109H214V108H213V109H212ZM215 108H216V107H215ZM217 108H216L215 110H219V109H217ZM242 108H243V106H242ZM242 108H241V109H242ZM251 108L253 109V106H251ZM261 108H262V107H261ZM263 108H264V107H263ZM50 109H51V108H50ZM97 109H98V108H97ZM121 109H122V108H121ZM124 109H123V110H124ZM135 109H137V108L135 107ZM135 109H134V110H135ZM138 109H137V111H140V110H138ZM140 109H141V108H140ZM143 109H145V108H143ZM147 109H148V108H147ZM171 109H175V107H174V108H171ZM222 109H223L222 111H224L223 105H222ZM228 109H229V108H228ZM232 109H234V108H232ZM237 109H238V108H237ZM237 109H236V110H237ZM243 109H244V111H245V107H244ZM249 109H250V108H249ZM256 109H257V108H256ZM89 110H90V109H88V112H87L88 114H89ZM98 110H99V109H98ZM100 110H101V109H100ZM106 110H107V109H106ZM210 110H209V111H210ZM230 110H231V108H230ZM236 110H234V111H236ZM258 110H260V109H258ZM94 111H95V110H93V111L91 110L90 112H94ZM102 111H103V109H102ZM119 111H120V110H118L117 113H118ZM126 111H128V109H127ZM131 111H129V112H131ZM141 111H142V110H141ZM150 111H151V110H150ZM205 111H206V110H205L204 107H197V108H195L193 111H191V113H190V115H189V120H188V121H189V122H190V120H191L192 122H194L193 120H199V121H200V120L202 119L203 115H206V112H205ZM209 111H207V112H209ZM239 111H240V110H239ZM250 111H251V110H250ZM262 111H263V110H262ZM262 111H261V112H262ZM58 112H59V111H58ZM78 112H79V111H78ZM105 112H106V111H105ZM133 112L135 113V111H133ZM172 112H174V111H172ZM204 112H205V113H204ZM218 112H219V111H218ZM226 112H227V110H226ZM230 112H231V111H230ZM247 112H248V111H247ZM87 113H86V114H87ZM98 113H99V112H98ZM100 113H101V112H100ZM140 113H143V112H140ZM156 113H157V112H156ZM158 113H159V112H158ZM165 113H166V112H165ZM165 113H164V115H165ZM188 113H189V112H188ZM211 113H212V111H211ZM211 113H210L209 115H211ZM244 113H245V112H244ZM255 113H256V112H255ZM255 113H254V114H255ZM94 114H95V112L93 113V117H94ZM160 114H163V112L160 113ZM179 114L181 115V113H179ZM224 114H225V112H224ZM247 114H249V112H248ZM252 114H253V113H252ZM256 114H257V113H256ZM256 114H255L253 117H255V116H256V117H257V116L259 117V116H260V115H256ZM258 114H259V113H258ZM58 115H59V114H58ZM64 115H65V114H64ZM72 115H73V114H72ZM96 115H97V114H96ZM124 115H125V114H124ZM128 115H129V114H128ZM139 115H141V114H139ZM144 115H145V114H144ZM151 115L154 116V114H151ZM156 115H157V114H156ZM171 115H172V114H171ZM174 115L176 116V119H177V115L175 114V112H174ZM219 115H220V114H219ZM232 115H233V114H232ZM238 115H239V114H238ZM241 115H242V114H241ZM250 115H251V112H250ZM250 115H249V116H250ZM21 116H22V115H21ZM82 116H83V115H82ZM99 116H100V115H99ZM105 116H107V115H105ZM117 116H118V115H117ZM122 116H123V115H122ZM136 116H137V115H136ZM167 116H168V115H167ZM169 116H170V115H169ZM211 116H212V115H211ZM213 116H214V115H213ZM224 116H225V115H224ZM224 116L222 115V117H224ZM239 116H240V115H239ZM239 116H238V117H239ZM243 116H244V115H243ZM51 117H52V116H51ZM84 117H86V115H85ZM96 117H97V116H96ZM101 117H102V116H101ZM109 117H110V116H109ZM112 117H113V116H112ZM114 117H115V116H114ZM129 117H130V116H129ZM131 117H134V116H131ZM140 117H141V116H140ZM163 117H164V116H163ZM204 117H205V116H204ZM208 117H209V116H208ZM222 117L220 116V118H222ZM226 117H227V115H226ZM232 117H234V116H232ZM253 117H251V118H253ZM116 118H117V117H116ZM138 118H139V116H138ZM147 118H149L148 115H147ZM155 118H156V117H155ZM157 118H158V117H157ZM157 118H156V120H157ZM164 118H165V117H164ZM169 118H170V117H169ZM169 118H168V119H169ZM173 118H174V117H173ZM185 118H186V117L180 116L177 120L174 121L173 124H172L171 122H169V123L172 124V126L168 125V126H170V127L172 128L171 130H169V129H165L164 127H163V129H165V130L162 129V130L160 131V129H158L159 132L161 133L160 136H162V135L165 136L164 139H165L166 137H167V138H170L172 135L174 136L175 133H179V132L181 131L180 128L182 127V125H183V127L186 128V126H184V125H185V124H184L185 121H184V123L182 124V121H183ZM206 118H207V117H206ZM214 118H215V116H214ZM235 118H236V116H235ZM241 118H242V117H241ZM245 118H246V117H245ZM249 118H250V117H249ZM73 119H74V118H73ZM80 119H81V118H80ZM97 119H98V118H97ZM100 119H101V118H100ZM104 119H105V118H104ZM106 119H107V118H106ZM122 119H123V118H122ZM122 119H121V120H122ZM134 119H135V118H134ZM139 119H140V118H139ZM150 119H151V121H152V118H151V117H150ZM186 119H188V118H186ZM215 119H216V118H215ZM218 119H219V118H218ZM227 119H228V118H227ZM237 119H238V118H237ZM237 119H235V120L237 121ZM242 119H243V118H242ZM253 119H255V118H253ZM81 120H82V119H81ZM88 120H89V119H88ZM92 120H94V119H92ZM118 120H119V118H118ZM118 120H117V121H118ZM129 120H130V119H129ZM145 120H147V119L145 118ZM145 120H143V121L141 120L143 124H144ZM165 120H167V118H165ZM165 120H164V121H165ZM204 120H205V119H204ZM211 120H213L212 117H211V119H209V121H211ZM222 120H223V118H222ZM222 120H221V121H222ZM235 120H234V121H235ZM238 120H239V119H238ZM245 120H246V119H245ZM62 121H63V120H62ZM84 121H86V120H84ZM90 121H91V118H90ZM106 121H108V119H107ZM106 121H104V122H106ZM109 121H110V120H109ZM111 121H112V120H111ZM114 121H115V120H114ZM119 121H120V120H119ZM123 121H124V120H123ZM126 121H127L128 123H130V121H128V120H126ZM141 121H140V122H141ZM147 121H149V120H147ZM154 121H155V120H154ZM162 121H163V120H162ZM170 121H171V119H170ZM206 121H207V120H206ZM229 121H230V120H229ZM242 121H244V120H242ZM247 121H248V120H247ZM250 121H251V120H250ZM253 121H254V120H253ZM77 122H78V120H77ZM112 122H113V121H112ZM121 122H122V121H121ZM127 122H126V123H127ZM137 122H138V121H137ZM140 122H138V123H139L138 126L140 125ZM155 122L157 123V121H155ZM159 122H160V119H159ZM167 122H168V121H167ZM204 122H205V121H204ZM217 122H218V121H217ZM230 122H231V121H230ZM244 122H245V121H244ZM248 122H249V121H248ZM259 122H260V121H259ZM71 123H72V122H71ZM80 123H81V122H80ZM83 123H84V122H83ZM115 123H116V121H115ZM128 123H127V124H128ZM134 123H135V122H134ZM147 123L152 124L151 122H147ZM161 123H162V122H161ZM161 123H160V124H161ZM187 123H188V122H186V124H187ZM197 123H202V122H198V121H197ZM197 123H195V124H197ZM207 123H208V122H207ZM214 123H215V121H214ZM218 123H219V122H218ZM221 123H222V122H221ZM226 123H228V122H226ZM231 123H232V122H231ZM231 123H230V124H231ZM234 123H236V122H234ZM239 123H240V121H239ZM239 123H238V125H239ZM242 123H243V122H242ZM42 124H43V123H42ZM42 124H41V127H42ZM65 124H66V123H65ZM69 124H70V123H69ZM84 124H85V123H84ZM91 124H92V123H91ZM94 124H95V122H94ZM96 124H97V123H96ZM96 124H95V126H96ZM98 124H99V123H98ZM122 124H123V123H122ZM127 124H126V125H127ZM132 124H133V122L131 123V125H132ZM145 124H146V123H145ZM150 124H149V126H150ZM160 124H159V125H160ZM166 124H167V123H166ZM190 124H191V123H190ZM202 124H203V123H202ZM202 124H201V125H202ZM215 124H216V123H215ZM240 124H241V123H240ZM47 125H48V124H47ZM78 125H79V124H78ZM82 125H83V124H82ZM86 125L89 126V121H88V124L86 123ZM92 125H93V124H92ZM108 125H109V124H108ZM123 125H124V124H123ZM134 125H135V124H134ZM157 125H158V124H157ZM216 125H217V124H216ZM231 125H232V124H231ZM242 125H243V124H242ZM245 125H247V124H245ZM250 125H251V124H250ZM250 125H249V126H250ZM59 126H60V125H59ZM63 126H64V125H63ZM80 126H81V124H80ZM83 126H84V125H83ZM90 126H91V125H90ZM98 126H100V124H99ZM104 126H105V125H104ZM106 126H107V125H106ZM135 126H136V125H135ZM144 126H145V125H144ZM192 126H194V125H192ZM204 126H205V125H204ZM220 126H221V125H220ZM249 126H247V127H249ZM72 127H74V126H72ZM93 127H94V125H93ZM93 127H92V129H93ZM146 127H148V126L146 125L145 128H146ZM154 127H155V129H156V125H155ZM159 127H160V126H159ZM190 127H191V126H190ZM197 127H198V126H197ZM200 127H201V126H200ZM205 127H206V126H205ZM209 127L211 128V125H209ZM228 127H229V126H228ZM79 128L81 129V127H79ZM130 128L132 129V127H130ZM135 128H136V130H137V126H136ZM138 128H139V127H138ZM149 128H151V127H149ZM152 128H153V127H152ZM160 128H161V127H160ZM191 128H193V127H191ZM212 128H213V127H212ZM218 128H219V127H218ZM230 128H231V127H230ZM238 128H239V127H238ZM243 128H244V127H243ZM43 129H44V128H43ZM95 129H96V127H95ZM99 129H100V128H99ZM104 129H105V128H104ZM126 129H128V127H126ZM186 129H187V128H186ZM194 129H195V127H194ZM213 129H214V128H213ZM219 129L222 130L223 128L220 127ZM235 129H236V127H235ZM239 129H240V128H239ZM247 129H249V128H247ZM247 129H245V130H247ZM18 130H19V129H18ZM52 130H53V129H52ZM83 130H84V129H83ZM85 130H86V129H85ZM141 130H142V128H141ZM143 130H144V129H143ZM146 130H147V129H146ZM182 130H183V129H182ZM195 130H196V129H195ZM202 130H203V128H202ZM226 130H227V129H225L224 131H226ZM81 131H82V129H81ZM131 131H132V130H131ZM139 131H140V130H139ZM190 131H191V130H190ZM208 131H209V130H208ZM224 131H223V132H224ZM228 131H229V130H228ZM11 132H12V131H11ZM65 132H66V131H65ZM83 132H84V131H83ZM89 132H91V131L89 130ZM140 132L142 133V131H140ZM145 132H147V131H145ZM156 132H157V130H156L154 133L157 134ZM159 132H158V134H159ZM187 132H188V131H187ZM198 132L200 133L199 130H198ZM201 132H202V131H201ZM209 132H210V131H209ZM212 132H214V131L212 130ZM220 132H221V131H220ZM1 133H2V132H1ZM53 133H54V131H53ZM73 133H74V132H73ZM79 133H80V132H79ZM79 133L77 132V134H79ZM95 133H96V132H95ZM97 133H98V132H97ZM100 133H101V132H100ZM100 133H99V136H100ZM124 133H126V132L124 131ZM124 133L122 132V134H124ZM134 133H135V132H134ZM134 133H133V134H134ZM148 133H149V132H148ZM182 133H183V132H182ZM202 133H203V132H202ZM206 133H207V131H206ZM215 133H216V132H215ZM228 133H229V132H228ZM233 133H234V131H233ZM233 133H232V134H233ZM2 134H3V133H2ZM51 134H52V133H51ZM84 134H85V132H84ZM86 134H87V133H86ZM104 134H105V132H104ZM122 134H121V135H122ZM127 134L129 135V133H127ZM130 134L132 135L131 132H130ZM180 134H181V133H180ZM193 134H194V133H193ZM200 134H201V133H200ZM217 134H218V133H217ZM14 135H15V134H14ZM19 135H20V134H19ZM69 135H70V133H69ZM72 135H73V134H72ZM91 135H92V134H91ZM139 135H142V134H139ZM151 135H152V134H151ZM198 135H199V134H198ZM198 135H197V136H198ZM215 135H216V134H215ZM215 135H214V136H215ZM226 135H227V134H226ZM228 135H230V136H227V137L225 136V137L228 138V139H230V138H231V133L228 134ZM87 136H89V135H87ZM122 136H123V135H122ZM126 136H127V135H125L123 138H125ZM134 136L136 137L135 134H134ZM146 136H148V135H146ZM155 136L158 137L159 135H158V136L155 135ZM176 136H179V135L176 134L175 137H174L175 139H176ZM183 136H184V135H183ZM183 136H182V137H183ZM211 136H212V135H211ZM222 136H223V135H222ZM222 136H221V137H222ZM233 136H234V135H233ZM15 137H16V135H15ZM51 137H52V136H51ZM72 137H73V136H72ZM83 137H84V136H83ZM101 137H102V136H100V138H101ZM129 137H130V136H129ZM132 137H133V136H132ZM156 137H155V138H156ZM184 137H188V138H189V136H186V135H185ZM193 137H194V136H193ZM229 137H230V138H229ZM18 138H19V137H18ZM20 138H21V137H20ZM58 138H59V137H58ZM61 138H62V137H61ZM84 138H85V137H84ZM118 138H119V136L117 137V139H118ZM139 138H140V137H139ZM150 138H151V137H150ZM158 138H159V137H158ZM158 138H157V139H158ZM174 138H173V139H174ZM204 138H205V137H204ZM204 138H203V139H204ZM211 138H212V137H211ZM51 139H52V138H51ZM54 139H55V138H54ZM54 139H52V140H54ZM89 139H90V138H89ZM121 139H122V137H121ZM132 139H133V138H132ZM134 139H135V138H134ZM144 139H146V137H144ZM151 139H153V138H151ZM151 139H150V140H151ZM182 139H184V138H182ZM182 139H181V140H182ZM185 139H187V138H185ZM194 139H195V138H194ZM198 139H199V138H198ZM212 139H213V138H212ZM212 139H209V140L212 141ZM84 140H85V139H83V141H84ZM104 140H105V138H104ZM136 140H137V137H136ZM138 140L140 141V139H138ZM138 140H137V141H138ZM142 140H143V136H142ZM162 140H163V138H162ZM165 140H166V139H165ZM169 140H170V139H169ZM171 140H172V139H171ZM171 140H170V141H171ZM176 140H177V139H176ZM187 140H188V139H187ZM187 140H185V141H187ZM195 140H196V139H195ZM204 140H205V139H204ZM206 140H208V139H206ZM206 140H205V141H206ZM213 140H214V139H213ZM220 140H221V139H220ZM44 141H46V140H44ZM101 141H102V140H101ZM106 141H107V140H106ZM115 141H116V140H115ZM115 141H113V142H115ZM155 141H157V140L155 139ZM172 141H173V140H172ZM196 141H197V140H196ZM205 141H204V142H205ZM51 142H52V141H51ZM69 142H70V141H69ZM79 142H80V140H79ZM93 142H94V141H93ZM99 142H100V141H99ZM120 142H121V141L119 140V142H117V144L120 143ZM122 142H123V141H122ZM122 142H121L120 144H122ZM124 142H125V140H124ZM124 142H123V144H124ZM127 142H129V139H128ZM127 142H125L126 145L128 144ZM130 142H131V141H130ZM144 142H145V140H144ZM144 142H143V144H144ZM152 142H153V140H151V144H150V145H152ZM158 142L161 143L162 141L160 140V141H158ZM165 142H168V141H165ZM179 142H180V141H179ZM182 142H183V140H182ZM182 142H181V143H182ZM201 142H202V141H201ZM215 142H216V141H213V143L211 142V144H214ZM218 142H219V144H220V141H219V140H218ZM74 143H75V142H74ZM86 143H87V142H85V144H86ZM106 143H108V141H107ZM134 143H136V142H134ZM134 143H131V144H134ZM147 143H148V142H147ZM171 143H172V142H171ZM177 143H178V142H177ZM185 143H186V142H184V144H185ZM193 143L195 144V141H194V142H191V144H193ZM199 143H200V142H199ZM206 143H207V142H205V145H206ZM40 144H42V143L40 142ZM70 144H71V143H70ZM70 144H69V147L71 146ZM88 144L90 145V144H94V143H89V142H88ZM97 144H98V143H97ZM103 144H104V143H103ZM108 144H109V143H108ZM115 144H116V143H115ZM120 144H119V147H118V148H120V146H123V144H122V145H120ZM143 144H142V146H139V147H143ZM156 144H157V143H156ZM163 144H164V143H163ZM165 144L167 145V143H165ZM165 144H164V145H165ZM169 144H170V142H169ZM173 144H174V143H173ZM173 144H170V145L172 146ZM203 144H204V143H202V145H203ZM207 144H208V143H207ZM49 145H51V144H49ZM89 145H88V146H89ZM105 145H107V144H105ZM112 145H113V144H112ZM135 145H136V144H135ZM135 145H134V146H135ZM140 145H141V144H140ZM145 145H147V144H145ZM145 145H144V146H145ZM157 145H158V144H157ZM160 145H161V144H160ZM160 145H159V146H160ZM182 145H183V144H182ZM182 145H180V146H182ZM205 145H204V146H205ZM37 146H39V145H37ZM60 146H62V145H60ZM94 146H95V145H94ZM98 146H99V144H98ZM102 146H103V145H102ZM110 146H111V145H110ZM128 146H130V145L128 144ZM128 146H127V147H128ZM131 146H132V145H131ZM136 146H137V145H136ZM155 146H156V145H155ZM161 146H162V145H161ZM171 146H169V147H171ZM180 146H177V147L180 148ZM183 146H184V145H183ZM185 146H186V145H185ZM189 146H190V145H189ZM189 146H188V147H189ZM191 146H192V145H191ZM212 146H213V145H212ZM41 147H42V146H41ZM52 147H53V146H52ZM52 147H49V148H52ZM56 147H57V146H56ZM67 147H68V146H67ZM108 147H109V146H108ZM112 147H113V146H111V147H109V148H111V150L114 151L115 149H112ZM132 147H133V146H132ZM150 147H151V146H150ZM174 147H175V146H174ZM198 147H199V146L197 145V148H198ZM206 147H207V146H206ZM206 147H204V148H206ZM209 147H210V146H209ZM49 148H48V149H49ZM71 148H72V147H71ZM103 148H104V147H103ZM115 148H116V146H115ZM122 148H124V147H122ZM122 148H120V149H122ZM136 148H138V146H137ZM144 148H145V147H144ZM156 148H157V147H156ZM172 148H173V147H172ZM181 148H182V147H181ZM199 148H201V146H200ZM207 148H208V147H207ZM64 149H66V148H64ZM69 149H70V148H69ZM86 149H87V148H86ZM86 149H85V150H86ZM90 149H91V148H90ZM90 149H89V150H90ZM94 149H95V148H94ZM97 149H98V148H97ZM97 149H96V150H97ZM100 149H101V148H100ZM104 149H105V148H104ZM125 149H126V147H125ZM134 149H135V148H134ZM134 149H133V150H134ZM154 149H155V147H154ZM182 149H183V148H182ZM188 149H189V148H188ZM193 149H194V148H193ZM195 149H196V148H195ZM202 149H203V148H202ZM44 150H47V149H44ZM57 150H58V149H57ZM61 150H62V149H61ZM72 150H73V149H72ZM85 150H84V151H85ZM87 150H88V149H87ZM87 150H86V151H87ZM89 150H88V151H89ZM98 150H99V149H98ZM101 150H102V149H101ZM105 150H108V149H105ZM117 150H118V149H117ZM133 150L131 149L132 152H133ZM142 150H143V149H142ZM146 150H147V148H146ZM158 150H159V149H158ZM170 150H172V149H170ZM174 150H175V148H174ZM178 150H179V149H178ZM196 150H198V149H196ZM196 150H195V151H196ZM208 150H210V149L208 148ZM15 151H16V150H15ZM18 151H19V150H18ZM39 151H40V150H39ZM50 151H51V150H50ZM109 151H110V150H109ZM112 151H110V153H111ZM125 151H126V153H127V150H125ZM128 151H130V150L128 149ZM172 151H173V150H172ZM175 151H176V150H175ZM180 151H181V150H180ZM192 151H193V150H192ZM210 151H212V150H210ZM51 152H52V151H51ZM77 152H78V151H77ZM79 152H80V149H79ZM102 152H104V151H102ZM102 152H101V153H102ZM114 152H115V151H114ZM119 152H120V150H119L117 153H115V154H118ZM123 152H124V151H123ZM145 152H147V151H145ZM155 152H156V151H155ZM155 152H153V153L155 154ZM168 152H169V150H167V153H168ZM188 152L190 153V150H189ZM198 152H200V151H198ZM17 153H18V152H17ZM17 153H16V154H17ZM21 153H22V152H20V154H21ZM34 153H35V152H34ZM39 153H40V152H39ZM52 153H53V152H52ZM87 153H88V152H87ZM92 153H93V152H92ZM104 153H105V152H104ZM104 153H103V154H104ZM128 153H129V152H128ZM160 153H162V152H160ZM183 153H184V152H183ZM183 153H182V154H183ZM50 154H51V153H50ZM70 154H71V153H69V155H70ZM72 154H73V153H72ZM72 154H71V155H72ZM75 154H77V153L75 152ZM90 154H91V153H90ZM98 154H99V153H96V155H98ZM120 154H121L120 157H123V156H122V153H120ZM124 154H125V153H124ZM124 154H123V155H124ZM129 154H131V153H129ZM136 154H137V153H136ZM169 154H170V153H169ZM191 154H195V155H197L196 153H191ZM35 155H36V153H35ZM35 155H34V156H35ZM38 155H40V154H38ZM71 155H70V156H71ZM85 155H86V154H85ZM88 155H89V154H88ZM88 155H86V156L88 157ZM93 155H94V154H93ZM99 155H100V154H99ZM106 155H108V154H106ZM131 155H132V154H131ZM139 155H140V154H139ZM143 155H144V154H143ZM146 155H147V154H146ZM156 155H157V154H156ZM171 155H172V157H173V153H172ZM171 155H170V156H171ZM177 155H178V154H177ZM180 155H181V154H180ZM180 155H179V156H180ZM184 155L187 156V154H184ZM184 155H183V156H184ZM76 156H77V155H76ZM80 156H81V155H79V158H80ZM86 156H84V157L87 158ZM101 156H102V154H101ZM114 156H115V155H114ZM149 156H150V154H149ZM151 156H152V155H151ZM163 156H164V155H163ZM168 156H169V155H168ZM198 156H199V155H198ZM202 156H203V155H202ZM36 157L38 158L39 156H36ZM63 157H64V156H63ZM74 157H75V156H74ZM74 157H73V158H74ZM95 157H96V156H95ZM98 157H99V156H98ZM115 157H116V156H115ZM120 157H119V158H120ZM133 157H134V156H133ZM155 157H156V156H155ZM164 157H165V156H164ZM164 157H162V158L164 159ZM190 157H191V156H190ZM195 157H197V156H195ZM195 157H194V160H195ZM199 157H200V156H199ZM65 158H68V156H67V157L65 156ZM88 158H89V157H88ZM116 158H117V157H116ZM116 158H115V160H117ZM125 158H127V157H125ZM134 158H135V157H134ZM138 158H139V157H137V159H138ZM149 158H150V157H149ZM158 158H159V156H158ZM160 158H161V157H160ZM162 158H161V159H162ZM168 158H170V157H168ZM168 158H166V160H167ZM180 158H181V157H180ZM185 158H186V157H185ZM188 158H189V156H188ZM188 158H186V159H188ZM191 158H193V157H191ZM200 158H201V157H200ZM34 159H36V158L34 157L33 160H34ZM68 159H69V158H68ZM93 159H94V158H93ZM96 159L98 160V158H96ZM96 159H95V160H96ZM99 159H100V158H99ZM111 159H112V157H111ZM122 159H123V158H122ZM139 159H140V158H139ZM146 159H147V158H146ZM155 159H157V158H155ZM163 159H162V161H163ZM171 159H172V158H171ZM51 160H52V159H51ZM56 160H59V159H56ZM69 160H71V159H69ZM69 160H68V161H69ZM85 160H86V159H85ZM88 160H89V159H88ZM91 160H92V159H91ZM100 160H101V159H100ZM115 160H114V161H115ZM123 160H124V159H123ZM135 160H136V159H135ZM135 160H133V161H135ZM142 160H144V159L142 158ZM164 160H165V159H164ZM166 160H165V161H166ZM172 160H173V159H172ZM181 160H182V159H181ZM12 161H13V160H12ZM15 161H16V160H15ZM43 161H44V160H43ZM73 161H74V160H73ZM110 161H111V160H110ZM129 161H130V160H129ZM133 161H132V162H133ZM165 161H164V162H165ZM168 161H169V160H168ZM174 161H175V160H174ZM174 161H173V164H174ZM199 161H200V160H199ZM206 161H207V159H206ZM53 162H55V161H53ZM56 162H57V161H56ZM61 162H62V161H61ZM61 162H60V163H61ZM79 162H80V160H79ZM85 162H86V161H85ZM90 162H91V161H90ZM99 162H100V161H99ZM124 162H126V161L124 160ZM124 162H123V163H124ZM135 162L138 164L137 161H135ZM148 162H149V161H148ZM154 162H155V161H154ZM159 162H160V159H159ZM164 162H163V163H164ZM178 162H179V161H178ZM183 162H184V161H183ZM13 163H14V162H13ZM58 163H59V162H58ZM62 163H64V162H62ZM71 163H73V162L71 161ZM71 163H70V164H71ZM77 163H78V162H77ZM87 163H89V162H87ZM110 163H111V162H110ZM113 163H114V162H113ZM116 163H118V162H116ZM116 163H115V164H116ZM139 163H142V162H139ZM152 163H153V162H152ZM52 164L54 165V163H52ZM64 164H65V163H64ZM64 164H63V165H64ZM74 164H75V162H74ZM74 164H73V165H74ZM80 164H81V163H80ZM102 164H105V163H101V166H102ZM106 164H107V163H106ZM108 164H109V163H108ZM121 164H122V162H121ZM137 164H135V166H136ZM145 164H146V162H145ZM145 164H143L144 166H142V167H145ZM113 165H114V164H113ZM117 165H118V164H117ZM129 165H130V164H129ZM132 165H133V164H132ZM155 165H156V164H154V166H155ZM159 165H160V164H159ZM164 165H165V164H164ZM14 166H15V165H14ZM14 166H13V167H14ZM71 166H72V165H71ZM74 166H75V165H74ZM96 166H100V165H97V163H96ZM96 166H95V167H96ZM101 166H100V167H101ZM105 166H106V165H105ZM105 166L103 165L102 167H105ZM109 166H110V165H109ZM109 166H106V167H108V170H106V172L109 171ZM123 166H125V165L123 164ZM127 166H128V165H127ZM130 166H131V165H130ZM133 166H134V165H133ZM138 166L140 167V165H138ZM165 166H166V165H165ZM167 166H168V165H167ZM177 166H178V164H177ZM9 167H10V166H9ZM47 167H48V166H47ZM52 167H53V166H52ZM52 167H51V169H52ZM75 167H76V166H75ZM75 167H74V168H75ZM92 167H94V165H93ZM120 167H121V166H120ZM152 167H153V166H152ZM159 167H160V166H159ZM162 167H163V165H162ZM59 168H60V167H58L57 169H59ZM72 168H73V167H72ZM81 168H82V167H81ZM90 168H91V167H90ZM97 168H98V167H97ZM110 168H111V167H110ZM117 168H118V167H117ZM128 168H129V167H128ZM134 168H137V167H134ZM145 168H146V167H145ZM147 168H149V167H147ZM154 168H155V167H154ZM170 168H171V166H169V169H168L169 172L171 171ZM12 169H13V168H12ZM43 169H44V168H43ZM53 169H54V168H53ZM60 169H61V168H60ZM86 169H89V168H86ZM102 169H103V168H102ZM121 169H122V168H121ZM124 169H125V168H124ZM129 169H130V168H129ZM140 169H141V168H140ZM140 169H139V170H140ZM149 169H150V168H149ZM151 169H152V168H151ZM165 169H166V168H165ZM171 169H172V168H171ZM173 169H176V168H173ZM173 169H172V170H173ZM64 170H66V169L63 168V171H64ZM89 170H91V169H89ZM89 170H87V171H89ZM93 170H94V169H93ZM100 170H101V169H100ZM100 170H99V171H100ZM118 170L121 171L120 169H118ZM159 170H160V169H159ZM163 170H164V169H163ZM163 170L161 169L160 171H163ZM15 171H16V170H15ZM54 171H55V169H54ZM73 171H74V170H73ZM75 171H76V170H75ZM91 171H92V170H91ZM97 171H98V169H97ZM99 171H98V174H97V175H101V172H99ZM131 171H132V170H131ZM137 171H138V170H137ZM166 171H167V169H166ZM166 171H164V173H165ZM174 171H175V170H174ZM52 172H53V171H52ZM55 172H56V171H55ZM55 172H53L54 175H55ZM60 172H61V171H60ZM89 172H90V171H89ZM102 172L104 173V169L102 170ZM112 172H113V171H112ZM115 172H116V171H115ZM122 172H123V171H122ZM124 172H125V171H124ZM126 172H127V171H126ZM134 172H135V170H134ZM138 172H139L138 174H140L141 171H138ZM142 172H143V170H142ZM149 172H150V171H149ZM151 172H152V171H151ZM151 172H150V175H151ZM172 172H173V171H172ZM22 173H23V172H22ZM80 173H81V172H80ZM80 173H79V174H80ZM90 173H91V172H90ZM95 173H96V172H95ZM95 173H94V176H95ZM110 173H111V172H110ZM157 173H159V171H158ZM161 173H163V172H161ZM164 173H163L164 176H162V177H165L166 175L169 176V174H167V173L164 174ZM170 173H171V172H170ZM23 174H24V173H23ZM44 174H45V173H44ZM62 174H63V172H62ZM75 174H76V173H75ZM79 174H78V175H79ZM125 174H126V173H125ZM128 174H130V173H128ZM128 174H126V177H127ZM135 174H137V172H135ZM154 174H155V173H154ZM159 174H160V173H159ZM171 174H172V173H171ZM24 175H25V174H24ZM54 175H49V176L52 177V176H54ZM65 175H66V174H64L63 176H65ZM68 175H69V174H68ZM73 175H74V174H73ZM76 175H77V174H76ZM86 175H87V174H86ZM89 175H90V174H89ZM91 175L93 176V174H91ZM97 175H96V176H97ZM106 175H107V174H106ZM108 175H109V174H108ZM112 175H113V174H112ZM118 175H119V174H118ZM148 175H149V174H148ZM150 175H149V176H150ZM20 176H21V175H20ZM46 176H47V175H45L44 178H45ZM49 176H48V177H49ZM66 176H67V175H66ZM66 176H65V177H66ZM113 176H114V175H113ZM113 176H111V177L113 178ZM116 176H117V175H116ZM129 176H130V175H129ZM136 176H138V175H136ZM140 176H141V174H140ZM0 177H1V176H0ZM17 177H18V176H17ZM51 177H50V178H51ZM81 177H82V176H81ZM88 177H89V176H88ZM109 177H110V176H109ZM109 177H108V179H109ZM117 177H118V176H117ZM130 177H131V176H130ZM154 177H155V176H154ZM157 177H159V175H158ZM160 177H161V175H160ZM162 177H161V178H162ZM24 178H25V177H24ZM31 178H32V177H31ZM41 178H42V177H41ZM50 178H49V180H50ZM52 178H53V177H52ZM79 178H80V175H79ZM79 178H78V179H79ZM93 178H94V177H93ZM96 178H97V177H96ZM112 178H111V179H112ZM135 178H136V177H135ZM139 178H140V177H138V180H139ZM148 178H149V177H148ZM148 178H147V179H148ZM20 179H21V178H20ZM25 179H26V178H25ZM47 179H48V178H47ZM47 179H45V180L47 181ZM66 179H68V178H66ZM75 179H76V177H75ZM78 179H77V180H78ZM85 179H86V178H85ZM108 179H106V180H108ZM149 179H150V178H149ZM153 179H157V178H153ZM162 179H163V178H162ZM164 179H166V177H165ZM31 180H32V179H31ZM41 180H42V179H41ZM79 180H81V178H80ZM102 180H103V178H102ZM140 180H141V179H140ZM142 180H143V179H142ZM151 180H152V179H151ZM21 181H22V180H21ZM63 181H65V178H64V180H63L61 174H60L59 172H57V174H56L55 177L53 178L52 182H51V183H50V182L48 183V184H50V185H48V187H50V188L53 189L54 191H56V190H59V191H60L61 188H62L61 191H64L63 184H65L66 182L63 183ZM81 181H82V180H81ZM81 181H80V182H81ZM87 181H89V180H87ZM104 181H105V177H104ZM109 181H111V180H109ZM114 181H115V180H114ZM114 181H113V182H114ZM116 181H117V180H116ZM119 181H120V180H119ZM119 181H118V182H119ZM121 181H122V180H121ZM145 181H146V180H145ZM33 182H34V181L32 180V183H33ZM35 182H38V181H35ZM80 182H79V183H80ZM111 182H112V181H111ZM111 182H110V183H111ZM130 182L133 183V180L130 181ZM134 182H135V181H134ZM140 182H141V181H140ZM46 183H47V182H46ZM62 183H63V184H62ZM69 184H70V183H69ZM100 184H101V183H100ZM103 184H104V183H103ZM115 184H116V183H115ZM134 184H135V183H134ZM140 184H141V183H140ZM142 184H143V182H142ZM43 185H44V184H43ZM66 185H67V183H66ZM83 185H84V183H83ZM88 185H89V184H88ZM92 185H93V184H92ZM101 185H102V184H101ZM105 185H106V182H105ZM105 185H104V186H105ZM113 185H114V184H113ZM121 185H122V184H121ZM136 185H137V184H136ZM41 186H42V185H41ZM45 186H46V185H45ZM75 186L77 187V185H75ZM80 186H81V185H80ZM80 186H79L78 188H76L75 190L73 189L74 191H72V189H71L72 193H69L70 191H69V188H68V191L66 192L67 194L64 193L63 195H65V194H66V195H65V196H62V197L60 198V200L64 203V204H63V205H64L63 208H64V209L66 208V210H67V211H65V213H63V214L61 213V210H60L61 208L56 209V207H55V204H56V206H57V202H56L57 200L55 201V197H54V196H58V193H57V195L54 194L53 197L50 196V197H51L50 199H52L51 201H50L49 198H47V199H49V200H48L49 203H48V205L45 204L46 206H43L44 203L42 202L43 204H42V206L40 207V206H39V204H41V203L39 202L40 200H39V201H38V200H37V201L34 200L35 202L33 201V203H32V200H33V199H32V200H29V201L31 202V205L26 206V207H25L26 209H22L20 206H18V207H20L22 210H27V209H29L30 214H31V215L28 216L29 218H30V217H31V218H35V217H37V213H38V211H39L40 209H41L40 211H43V212H44V214H45L46 217H50V216H51V217L53 218V221H54V222H53L52 226H50L51 229H50V228H48V229H50L49 231H53L52 234L55 233L57 236H58L59 233L61 232V227H63V226H61V225H62V224H61V221H62L63 219L66 220V218H67L70 222H73V223H74V222H78L79 224L84 223V224L87 225V227H90V226H92L93 224H95V222H97V221H96L97 219H100V218H97V219H96V214H97V216H100V215H98V213L101 212V211L97 212V209L100 208V207H97V206H98V203H99L100 200L103 199L105 196H107L108 194L110 195L111 192H110V193H107V195H105V192H104V190H103L102 188H97V187H95V188H93V189H90V188L87 189V188H85V187H84V188H83V187L80 188ZM104 186H103V187H104ZM108 186H109V185H108ZM125 186H126V185H125ZM130 186H131V185H130ZM42 187H43V186H42ZM67 187H68V186H67ZM67 187H66V188H67ZM87 187H89V186H87ZM93 187H94V186H93ZM5 188H6V187H5ZM16 188H17V187H16ZM43 188H45V187H43ZM108 188H109V187H108ZM119 188H120V187H119ZM112 189H113V191L115 190L114 187H113ZM124 190H126V189H124ZM54 191H53V192H54ZM65 191H66V190H65ZM110 191H112V190L110 189ZM126 191H128V190H126ZM49 192H51V191H49ZM53 192H51V193H53ZM114 192H115V191H114ZM120 192H121V189H120ZM120 192H119V193H120ZM55 193H56V192H55ZM116 194H117V193H115V194H112V193H111V195H116ZM5 195H6V194H5ZM42 195H43V194H42ZM44 195H46V194H44ZM59 195L61 196V194H59ZM120 195H123V194L121 193ZM34 196H35V195H34ZM117 196H118V195H117ZM22 197H23V196H22ZM109 197H110V196H109ZM112 197H113V196H112ZM112 197H111V201H112ZM2 198H3V197H2ZM33 198H34V197H33ZM40 198H41V197H40ZM40 198H39V199H40ZM114 198H115V197H114ZM119 198H120V197H119ZM4 199H5V198H4ZM47 199H46V200H47ZM106 200H108V199H106ZM109 201H110V200H109ZM118 201H119V200H117V203L119 204ZM44 202H45V201H44ZM55 202H56V203H55ZM97 202H98V203H97ZM104 202H105V201H104ZM8 203H9V201H8ZM105 203H106V202H105ZM23 204H25V201L23 202ZM26 204H27V203H26ZM102 204H103V203H102ZM110 204H111V203H110ZM115 204H116V203H115ZM115 204H114V205H115ZM118 204H116V205H118ZM20 205H21V204H20ZM104 205H105V204H104ZM106 205H107V204H106ZM112 205H113V204H112ZM21 206H22V205H21ZM38 206H39L40 208H38ZM59 206H61V205H59ZM99 206H100V205H99ZM119 206H120V205H119ZM57 207H58V206H57ZM102 207H103V206H102ZM109 207H110V206H109ZM63 208H62V209H63ZM106 208H107V207H106ZM112 208H114V206L111 207V209H112ZM116 208H117V206H116ZM100 209L103 210L104 207H103V208H100ZM108 209H109V208H108ZM111 209L108 210L109 213L111 212ZM118 209H119V208H118ZM120 209H121V207H120ZM123 210H124V208H123ZM63 211H64V210H63ZM104 211H105V210H104ZM114 211H115V210H114ZM117 211H118V210H117ZM140 211H141V210H140ZM140 211H139L138 213H140ZM0 212H1V211H0ZM2 212H3V211H2ZM5 212H6V211H5ZM5 212H4V213H5ZM118 212H119V214H121V213H120V210H119ZM6 213H7V212H6ZM10 213H11V212H10ZM19 213H21V212H19ZM19 213L17 212V214H19ZM24 213H26V212H24ZM39 213H40V212H39ZM101 213H102V212H101ZM101 213H100V214H101ZM103 213H104V212H103ZM116 213H117V212H115V215H116ZM0 214H1V213H0ZM44 214H43V215H44ZM113 214H114V213H113ZM123 214H124V213H123ZM140 214H141V213H140ZM2 215H3V214H2ZM6 215H7V214H6ZM26 215H27V214H26ZM102 215H103L104 217H106L104 214H102ZM102 215H101V216H102ZM108 215H109V214H108ZM121 215H122V214H121ZM137 215H138V214H137ZM144 215H145V214H144ZM9 216H10V215H9ZM12 216H13V215H12ZM23 216L25 217V215H23ZM103 216H102V217H103ZM123 216H124V215H123ZM3 217H4V215H3ZM5 217H6V216H5ZM5 217H4V218H5ZM13 217H14V216H13ZM24 217H23V218H24ZM28 217H27V218L25 217V218L28 219ZM110 217H111V216H110ZM113 217H114V216H112V218H113ZM116 217H118V215H117ZM144 217L146 218V216H144ZM14 218H15V217H14ZM21 218H22V217H21ZM25 218H24V219H25ZM119 218H120V216H119ZM121 218H122V217H121ZM141 218H142V216H141ZM18 219H19V218H18ZM43 219H44V218H43ZM46 219H47V218H46ZM48 219H49V218H48ZM107 219H109V216L107 217ZM107 219H106V220H107ZM110 219H111V218H110ZM122 219H123V218H122ZM15 220H17V219H15ZM15 220H14V222H15ZM112 220H115V219H112ZM118 220H119V219H118ZM123 220H124V219H123ZM10 221H11V220H9V222H10ZM17 221H18V220H17ZM21 221H22V219L20 220L19 223H22ZM25 221H27V220H25ZM25 221H24V222H25ZM31 221H32V220H31ZM33 221H34V220H33ZM33 221H32V223H33ZM41 221H43V220H41ZM50 221H52V220H50ZM66 222H67V221H66ZM104 222H106V221H103L102 224H103ZM108 222H109V221H108ZM113 222H114V221H113ZM116 222H117V221H116ZM121 222H122V221H121ZM26 223H27V222H26ZM26 223H25V224H26ZM38 223L40 224V223H42V222L39 221ZM45 223H46V222H45ZM47 223H48V222H47ZM51 223H52V222H51ZM51 223H50V224H51ZM67 223H69V222H67ZM73 223H72V224H73ZM106 223H107V222H106ZM28 224H29V223H28ZM33 224H34V223H33ZM33 224H32V225H33ZM39 224H36V225H39ZM43 224H44V222H43ZM43 224H42V225H43ZM48 224H49V223H48ZM70 224H71V223H70ZM98 224H100V222H98ZM115 224H116V223H115ZM16 225H18V224L16 223ZM21 225H22V224H21ZM23 225H24V223H23ZM30 225H31V224H30ZM32 225H31V227H32ZM36 225H35V226H36ZM42 225L39 226V227H42ZM63 225H64V224H63ZM103 225H104V224H103ZM107 225H109V223H108ZM117 225H118V223H117ZM27 226H28V225H27ZM33 226H34V225H33ZM97 226H98V225H97ZM100 226H101V225H99V227H100ZM113 226H114V224H113ZM115 226H116V225H115ZM16 227H17V226H16ZM28 227H29V226H28ZM37 227H38V226H37ZM44 227H45V224H44ZM46 227H49V225L46 226ZM64 227H65V225H64ZM66 227H67V226H66ZM111 227H112V226H111ZM17 228H18V227H17ZM17 228H16V229H17ZM22 228H23V227H22ZM25 228H27V227H25ZM32 228H36V227H32ZM74 228H75V227H74ZM77 228H78V227H77ZM82 228H83V227H82ZM101 228H102V226H101ZM108 228H109V227H108ZM112 228H113V227H112ZM18 229H19V228H18ZM28 229H29V228H28ZM88 229H89V228L84 229V230H85V232H86V236L89 238L92 234H91V232H90V229H89V230H88ZM26 230H27V229H26ZM43 230H44V229H43ZM45 230H46V229H45ZM63 230H64V229H63ZM80 230H81V229H79V232H80ZM99 230H100V229H99ZM103 230H104V228H103ZM21 231H23V230H21ZM35 231H38V229H37V230L35 229ZM70 231H71L72 233L74 232V231H72V230H70ZM97 231H98V230H97ZM97 231H96V232H97ZM40 232H41V230H40ZM42 232H43V231H42ZM45 232H46V234H48V231H45ZM75 232H76V231H75ZM98 232H99V231H98ZM98 232H97V233H98ZM21 233L24 234V232H21ZM31 233H32V232H31ZM32 234H33V233H32ZM43 234H44V233H43ZM52 234H49V235H52ZM62 234H63V233H62ZM75 234H77V233H74V235H75ZM78 234H79V233H78ZM78 234H77V235H78ZM80 234H81V233H80ZM93 234H94V232H93ZM98 234H100V233H98ZM64 235H65V234H64ZM64 235H63V236H64ZM95 235H96V233H95ZM100 235H101V234H100ZM30 236H31V235H30ZM53 236H54V235H53ZM53 236H52V237H53ZM59 236H60V235H59ZM59 236H58V237H59ZM83 236H84V235H83ZM33 237H34V235H33ZM55 237H56V236H55ZM58 237H57V238H58ZM67 237H68V236H67ZM75 237H76V236H75ZM93 237H94V236H93ZM98 237H100V236H98ZM37 238H38V237H37ZM47 238H48V235H47ZM47 238H45V240H46ZM62 238H64V241H65V237H62ZM85 238H86V237H85ZM29 239H30V238H29ZM34 239H35V238H34ZM60 239H61V237H60ZM90 239H91V238H90ZM93 239H95V238H93ZM97 239H98V238H97ZM30 240H31V239H30ZM32 240H33V239H32ZM36 240L38 241V239H35V243H36ZM54 240L56 241L55 238H54ZM83 240H84V239H83ZM41 241H42V240H41ZM57 241H58V239H57ZM62 241H63V240H62ZM72 241H73V240H72ZM84 241H86V240H84ZM90 241H91V240H90ZM33 242H34V241H33ZM38 242H39V241H38ZM44 242H45V241H44ZM47 242H48V241H47ZM50 242H51V241H50ZM70 242H71V240H70ZM91 242H92V241H91ZM39 243H40V242H39ZM39 243H36V244L38 245ZM53 243H54V242H53ZM53 243H52V244H53ZM63 243H64V242H63ZM66 243H67V242H66ZM82 243H83V242H82ZM82 243H79V245H81ZM88 243H89V241H88ZM88 243H87V244H88ZM40 244H41V243H40ZM46 244H47V243H46ZM55 244H56V243H54V245H55ZM61 244H62V243H61ZM85 244H86V243H85ZM43 245H45V243L42 244V246H43ZM63 245H64V244H63ZM47 246H48V245H47ZM61 246H62V245H61ZM69 246H70V245H69ZM83 246H84V245H83ZM43 247H46V246H43ZM51 247H52V245H51ZM72 247L74 248L73 244H72ZM85 247H86V246H85ZM39 248H40V245H39ZM58 248H59V247H57V250H58ZM64 248H65V247H64ZM66 248H67V246H66ZM73 248H72V249H73ZM83 248H84V247H83ZM51 249H52V248L47 247V249H46L45 252H43V253L46 254V255L48 256V255L50 254V252H51ZM53 249L55 250V247H54ZM61 250H63V249H61ZM67 250H68V249H67ZM75 250H78V249H75ZM42 251H43V249H42ZM59 251H60V249H59ZM59 251H58V252H59ZM63 251H64V250H63ZM69 251H70V250H69ZM82 251H83V249H82ZM53 252H54V251L52 250L51 254H52ZM64 252H65V251H64ZM72 252H73V250H72ZM38 253H39V252H38ZM55 253H56V250H55ZM59 253H60V252H59ZM86 253H87V252H86ZM39 254H40V257H41V253H39ZM39 254H38V255H39ZM53 254H54V253H53ZM56 254H57V253H56ZM64 254H65V253H64ZM69 254H70V253H69ZM87 254H88V253H87ZM66 255H67V254H66ZM44 256H45V255H43V257H44ZM47 256H46L47 259H44L43 257H41V258H43V259L46 260V261H49V260H50V258H49L50 256H48V257H47ZM56 256H58V255H56ZM63 257H64V256H63ZM65 257H66V256H65ZM37 258H38V256H37ZM69 258H70V257H69ZM58 259H59V258H58ZM63 259H64V258H63ZM61 260H62V259H61ZM67 260H68V259H67ZM96 260H97V259H96ZM59 261H60V259H59ZM42 262H43V260H42ZM49 262H51V261H49ZM52 262H53V261H52ZM60 262H62V261H60ZM66 262H67V261H66ZM98 262H99V261H98ZM43 263H45V262H43ZM56 263H58V262L56 261ZM56 263H54V264H56ZM62 264H63V262H62Z\"/></svg>", "mask_w": 264, "mask_h": 264}]
</instances>
